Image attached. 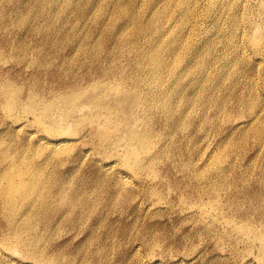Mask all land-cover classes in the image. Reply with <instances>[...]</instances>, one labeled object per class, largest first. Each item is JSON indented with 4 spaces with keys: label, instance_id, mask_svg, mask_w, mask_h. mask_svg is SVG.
<instances>
[{
    "label": "rangeland",
    "instance_id": "1",
    "mask_svg": "<svg viewBox=\"0 0 264 264\" xmlns=\"http://www.w3.org/2000/svg\"><path fill=\"white\" fill-rule=\"evenodd\" d=\"M20 1V2H19ZM27 0H11L15 6H24ZM72 1V0H71ZM77 1V2H76ZM86 3H84V2ZM92 1V0H91ZM103 1V3L101 2ZM100 0L99 12L93 15L89 9L90 0H73L70 2L67 22L57 20L50 25L38 19V30L24 37L8 40L9 44L0 45V81L11 79L17 94L18 101L13 116L7 104H15L13 99L4 97L0 91V130L5 135L6 142L10 141V132L16 130V136L21 140L36 142L39 138L47 137L48 123L37 124L33 113L27 109L29 92L40 94L41 98L48 100L52 97V90H57L61 84H88L97 75H106L118 62L121 64L120 76L138 75V63L141 62L140 54L150 52L154 43H164L166 46L172 42L184 61V68L175 66L170 70H162L163 80L168 87L175 84L178 90L170 96L172 116L163 111L146 106V96L133 94L131 99L140 106L138 111L149 108L158 117L146 115L145 121L136 125L149 135L150 152L146 149L137 150L140 161L135 163L132 153L127 152L124 142L109 145L102 141L98 134L92 132L94 122L91 119L75 120L71 128L62 137L75 143L77 148L64 155L61 160V169L72 177L68 185L77 189L83 195V204L76 206L65 205L55 209L56 205L46 206L38 210V225L32 231L35 235L40 250L46 248L47 255L41 253L34 260L27 257L21 245L14 246L17 250H4L6 256L13 260L8 262L0 253L1 264H264V7L263 0H218V13L209 9L207 0H196V11L187 14L176 8L169 12L166 0ZM140 1V2H139ZM160 1V2H159ZM162 1V2H161ZM205 1V2H204ZM222 1V2H221ZM228 1L232 6L225 7ZM19 2V3H18ZM74 2V4H73ZM77 4H76V3ZM83 4H81V3ZM124 2V4H122ZM146 2V3H145ZM164 2V3H163ZM200 2V3H199ZM224 2V3H223ZM247 2V3H246ZM256 4H255V3ZM127 3V4H126ZM141 5H140V4ZM152 3V5H151ZM155 3V4H154ZM157 3V4H156ZM159 3V4H158ZM253 3V4H252ZM27 4V3H26ZM76 4V5H75ZM122 4V5H121ZM165 6H164V5ZM81 5V6H80ZM148 5V6H147ZM163 5V6H162ZM255 5V6H254ZM76 6V7H75ZM91 6V5H90ZM104 6V7H103ZM110 6V7H109ZM114 6V7H113ZM126 6V7H125ZM150 6V7H149ZM157 6V8H156ZM162 6V7H161ZM74 7L76 9H74ZM80 8V10H78ZM84 7V8H83ZM87 7V10L85 9ZM101 7V8H100ZM138 7L140 9H138ZM147 7V8H144ZM153 7V8H152ZM160 7V9H159ZM245 7V8H244ZM248 7V9H247ZM251 7V8H250ZM111 8V9H110ZM113 8V9H112ZM254 8V9H253ZM72 9V10H71ZM83 9V11H82ZM128 11H127V10ZM137 9V10H135ZM152 12H151V10ZM203 9V10H202ZM147 10V11H146ZM80 13H79V12ZM88 11V12H87ZM111 13H110V12ZM137 11V12H136ZM139 11V14H138ZM173 11V14H172ZM208 11V12H207ZM242 11V12H241ZM83 12V13H81ZM87 12V13H86ZM101 12V13H100ZM103 12V13H102ZM137 14H136V13ZM160 12V13H159ZM174 12H176L174 14ZM223 12V13H222ZM228 12V13H227ZM246 12V13H245ZM77 13V15L75 14ZM89 13V14H88ZM109 15H108V14ZM166 13V14H165ZM196 15H195V14ZM202 13V14H201ZM217 13V14H216ZM238 13V14H237ZM73 14V15H71ZM76 16H75V15ZM132 16H131V15ZM172 14V18L169 16ZM192 14V15H190ZM215 16H214V15ZM228 14V15H227ZM72 18H71V16ZM80 15H83L80 17ZM87 15V16H86ZM136 15V17H135ZM138 15V16H137ZM167 15V16H166ZM175 15V16H174ZM185 15V16H183ZM194 15V16H193ZM203 15V16H202ZM223 15V16H222ZM110 16V17H109ZM202 16V17H200ZM238 19L235 21V17ZM238 16V17H237ZM243 16V17H242ZM250 16V17H249ZM86 19H85V18ZM109 17V18H108ZM132 17V19L130 18ZM160 17V18H159ZM178 17V19H177ZM187 17V18H185ZM220 17V19H217ZM253 17V18H252ZM59 18V17H58ZM72 20H71V19ZM75 18V19H74ZM134 18V19H133ZM167 18V19H166ZM175 18V19H174ZM183 20H182V19ZM190 18V19H189ZM234 18V19H233ZM86 22H83V20ZM117 21H116V20ZM138 19V20H137ZM158 19V20H157ZM166 19V21H165ZM180 19V20H179ZM259 19V20H258ZM81 20V21H80ZM106 20V21H105ZM134 22H133V21ZM138 22H137V21ZM157 20V21H156ZM175 20V21H174ZM182 20V21H181ZM200 20V21H199ZM220 20V21H219ZM224 20V21H223ZM230 20V21H229ZM40 23H39V22ZM172 21V22H171ZM190 21V22H189ZM223 21V22H222ZM256 22V25L255 24ZM71 22V24H70ZM91 22V23H90ZM165 22V23H164ZM170 24H169V23ZM188 22V23H185ZM249 22V23H248ZM80 23V25H79ZM104 23V25H103ZM126 23V24H125ZM131 23V24H130ZM155 23V24H154ZM164 23V24H163ZM193 23V24H192ZM222 23V24H221ZM90 24V25H89ZM166 26H163L165 25ZM174 24V25H173ZM179 24V25H178ZM214 24V25H213ZM236 24V26H235ZM238 24V25H237ZM242 24V26H241ZM43 26V29L41 27ZM54 25V26H53ZM58 25H60L58 27ZM70 25V26H69ZM145 25V26H144ZM157 25V26H156ZM168 25V26H167ZM177 25V28H176ZM184 32H183V27ZM189 25V26H188ZM226 25V26H225ZM262 25L261 27H258ZM77 26V27H75ZM82 26V27H81ZM88 26V30H87ZM180 26V27H179ZM183 26V27H182ZM190 26L193 28L190 30ZM213 26V27H212ZM80 27V28H79ZM123 27V28H122ZM125 27V31L123 30ZM161 27V28H160ZM166 27V28H165ZM170 27V28H169ZM187 27V28H186ZM217 27V28H216ZM234 27V28H233ZM237 27V28H235ZM240 27V28H239ZM257 27V30L255 28ZM49 28V30H47ZM86 28V29H85ZM127 28V29H126ZM172 28V29H171ZM180 28V29H179ZM209 28V29H208ZM239 28V29H238ZM256 31H254V29ZM54 29L57 33H55ZM60 29V30H59ZM63 29V30H62ZM67 29V30H66ZM69 29V30H68ZM75 29V30H74ZM78 29V31H76ZM205 29V30H203ZM41 30V31H39ZM43 30V31H42ZM100 30V31H99ZM204 32H203V31ZM216 30V31H215ZM224 30V31H223ZM76 31V32H75ZM99 31V33H98ZM150 31V33H149ZM165 31V32H164ZM190 31V32H189ZM253 31V32H252ZM42 34H41V33ZM65 32V33H64ZM67 32V33H66ZM69 32V33H68ZM72 32V33H71ZM82 32V33H81ZM166 33V34H163ZM170 34H169V33ZM174 32V34H173ZM200 32V33H199ZM217 32V33H216ZM239 34H237V33ZM257 32V33H254ZM260 32V34L258 33ZM47 33V34H46ZM75 33V34H74ZM104 33V34H103ZM122 33V34H121ZM180 33V34H179ZM189 33V34H188ZM204 33V34H203ZM211 33V34H210ZM214 33V34H213ZM216 33V34H215ZM231 33V34H229ZM236 33V34H235ZM244 33V34H243ZM253 33V35H252ZM39 34V35H38ZM41 34V35H40ZM53 34V36H52ZM69 34V35H68ZM142 34V35H141ZM213 34V35H212ZM256 34V35H255ZM55 35V36H54ZM82 35V36H81ZM164 35V36H162ZM167 35V36H166ZM175 38H174V36ZM182 35V36H181ZM184 35V36H183ZM204 35V36H203ZM209 35V36H208ZM231 35V37H229ZM234 35V36H233ZM244 35V38H243ZM260 35V36H259ZM44 36V37H43ZM46 36V37H45ZM52 36V37H51ZM61 36V39H60ZM81 36V37H80ZM85 36V37H84ZM96 36V37H95ZM143 36V37H142ZM156 36V37H155ZM162 36V37H161ZM181 36V37H180ZM189 36V37H188ZM201 36V37H200ZM203 36V38H202ZM206 36V37H205ZM219 36V37H218ZM237 36V37H236ZM255 36V37H254ZM41 37V38H40ZM43 37V39H42ZM83 37V39H81ZM161 37V39H160ZM167 39H166V38ZM170 37V39H168ZM174 39H173V38ZM183 37V38H182ZM188 37V38H187ZM195 37V38H193ZM226 37V38H224ZM233 37V38H232ZM236 37V38H235ZM247 37V38H246ZM253 37V38H252ZM80 38V39H79ZM163 38V40H162ZM165 38V40H164ZM182 38V39H181ZM198 38V40H197ZM223 38V39H222ZM255 38V39H254ZM256 38L258 39L256 41ZM22 39V40H21ZM47 39V40H46ZM58 39L59 41H56ZM69 39V40H68ZM134 39V40H133ZM176 39V40H175ZM191 39V40H189ZM196 39V40H195ZM202 39V40H199ZM213 39V41H212ZM227 39V40H226ZM232 39V42H231ZM238 39V40H237ZM253 39V40H252ZM18 40V41H17ZM29 40V42H28ZM40 40V41H39ZM44 43H43V41ZM50 40V41H49ZM81 40V41H80ZM162 40V41H161ZM168 40V42H167ZM172 40V41H171ZM181 40L183 42H181ZM185 40V41H184ZM187 40V41H186ZM193 40V41H192ZM205 40V41H204ZM207 40V41H206ZM225 40V41H224ZM238 41L235 42V41ZM246 40V41H243ZM46 41V42H45ZM91 41V43H90ZM93 41V43H92ZM157 41V42H156ZM166 41V42H164ZM175 43H174V42ZM198 42L196 44V42ZM201 41V43H200ZM230 41V44H229ZM242 41V42H241ZM57 42V43H56ZM66 42V44H65ZM80 42V43H79ZM106 42V43H105ZM140 42V43H139ZM181 42V43H180ZM185 42V43H184ZM252 42V44H251ZM256 42V43H255ZM17 45H14V44ZM21 43V44H20ZM27 43V44H25ZM38 43V45H37ZM41 43V45H39ZM69 43V44H68ZM79 43V44H78ZM88 43V44H86ZM105 43V44H104ZM183 43V44H182ZM188 43V44H187ZM189 43H191L189 45ZM244 43V44H242ZM50 44V45H49ZM58 46H57V45ZM60 44V45H59ZM73 44V46H72ZM109 44V46H108ZM143 44V45H142ZM166 44V45H165ZM181 44V45H180ZM209 44V45H208ZM219 44V45H218ZM224 44V45H223ZM235 47H234V45ZM237 44V45H236ZM242 44V45H241ZM21 45V46H20ZM24 45V46H23ZM30 45V46H29ZM68 45V46H67ZM102 45V46H101ZM107 45V46H106ZM125 45V46H124ZM188 45V46H187ZM213 45V46H212ZM218 45V46H217ZM227 45V46H225ZM231 45V46H229ZM36 46V47H35ZM39 46V47H38ZM42 46V47H41ZM50 46V47H49ZM78 46V47H77ZM163 46V45H162ZM213 48H212V47ZM238 46V47H237ZM20 47V48H19ZM54 47V48H53ZM72 47V48H71ZM76 47V48H75ZM121 47V48H120ZM196 47V48H195ZM227 47V48H226ZM233 50L231 52V48ZM244 47V49H243ZM14 48L13 51H11ZM17 48V49H16ZM28 48V50H27ZM32 48V50H31ZM42 48V49H41ZM66 48V49H65ZM69 48V49H68ZM116 48V50H115ZM123 48V51H122ZM195 48V49H194ZM204 48V49H202ZM211 48V49H210ZM216 48V49H215ZM23 49V51H21ZM51 51H50V50ZM53 49V50H52ZM77 49V50H76ZM135 52H134V50ZM180 49V51H179ZM194 49V50H192ZM198 49L199 51H196ZM214 49V50H213ZM222 49L224 51H222ZM246 49V50H245ZM26 50V51H25ZM46 50V51H45ZM67 50V51H66ZM149 50V51H148ZM183 50V51H182ZM209 50V51H208ZM230 52H227L229 51ZM243 50V52H242ZM248 50V51H247ZM17 51V52H16ZM60 51V53H59ZM76 51V52H75ZM132 51V52H131ZM208 53H207V52ZM214 51V54H213ZM246 51V52H245ZM250 51V52H249ZM257 51V52H256ZM261 51V53H260ZM26 52V53H25ZM28 52V53H27ZM45 52V53H44ZM51 52V53H50ZM55 52V53H54ZM64 52V53H63ZM83 52H85L83 54ZM115 52V53H114ZM119 52V53H118ZM237 52V53H236ZM249 52V53H248ZM252 52V53H251ZM255 52V53H254ZM13 53V54H11ZM36 53V54H35ZM49 55H48V54ZM91 53L93 55H91ZM103 53V54H102ZM132 53V54H131ZM196 55H195V54ZM211 55H210V54ZM217 53V54H216ZM235 53V54H234ZM243 53V54H242ZM24 54V56L22 55ZM26 54V56H25ZM28 54V55H27ZM31 54V55H30ZM40 54L42 56H40ZM129 54V55H128ZM165 60H175L170 52L164 51ZM184 54V55H183ZM227 54V57H226ZM231 54V55H229ZM259 54V55H258ZM14 55V56H13ZM36 57H34V56ZM47 55V56H46ZM57 55V56H56ZM60 55V56H59ZM65 55V56H64ZM90 55V56H89ZM131 55V56H130ZM133 55V56H132ZM170 57H169V56ZM189 55V56H188ZM201 55V56H198ZM223 55V56H222ZM235 55V56H234ZM237 55V56H236ZM4 56V57H3ZM22 56V57H21ZM31 56V57H30ZM50 56V57H49ZM92 56V57H91ZM101 56V57H100ZM111 56V57H110ZM120 56V57H119ZM123 56V57H122ZM167 56L169 58H167ZM196 56V57H195ZM212 56V57H211ZM245 56V57H244ZM251 56V58H250ZM263 56V57H262ZM41 60H40V58ZM45 59H44V58ZM48 57V58H47ZM80 57V58H79ZM90 57V58H89ZM103 57V58H102ZM195 57V58H194ZM208 59H206V58ZM232 57V58H231ZM234 57V58H233ZM238 57V58H236ZM244 57V58H243ZM247 57V60H246ZM257 57V58H256ZM30 58V59H29ZM35 58V60H34ZM54 58V59H53ZM60 58V59H59ZM63 58V59H62ZM101 59V61H99ZM108 58V59H107ZM121 60H120V59ZM140 58V59H139ZM167 58V59H166ZM231 58V60H230ZM255 58V59H254ZM260 58H262L260 60ZM62 59V60H61ZM73 59V60H72ZM78 59V60H77ZM90 59V60H89ZM99 59V60H98ZM119 59V60H118ZM171 59V60H170ZM190 59V60H189ZM195 59V60H194ZM214 59V61H213ZM219 59V60H218ZM250 59V60H249ZM11 60V61H10ZM34 60V61H33ZM60 60V61H59ZM76 60V61H75ZM80 60V61H79ZM108 60V61H107ZM204 60V61H203ZM211 60V61H209ZM226 60V61H225ZM235 60V61H234ZM237 60V62H236ZM240 60V62H238ZM244 60V61H243ZM13 61V62H12ZM30 61V62H29ZM36 61V62H35ZM37 61H42L39 63ZM48 61V62H46ZM58 61V63H56ZM82 61V62H81ZM88 63H87V62ZM95 61V62H94ZM122 61V62H120ZM213 61V62H212ZM248 61V62H247ZM35 62V63H34ZM104 62V63H103ZM138 62V63H137ZM186 62V63H185ZM205 62V64H204ZM210 62V63H209ZM220 62V65H219ZM229 62V63H228ZM235 62V63H234ZM74 63V65H73ZM100 65H99V64ZM192 63V66H191ZM209 63V64H208ZM226 63L227 65H225ZM232 63H234L232 65ZM245 63V64H244ZM259 63V64H258ZM36 64V65H35ZM47 64V65H46ZM51 64V65H50ZM59 67H57L58 65ZM85 64V65H84ZM92 64H94L92 66ZM190 64V65H189ZM206 64L208 66H206ZM211 64V65H210ZM214 64V65H213ZM224 64V65H222ZM33 65V66H32ZM42 65L41 67H39ZM55 65V66H54ZM57 65V66H56ZM103 67H102V66ZM216 65V67H215ZM230 65V66H229ZM238 67H237V66ZM244 67H243V66ZM246 65V66H245ZM255 65V66H254ZM37 66V67H36ZM65 66V67H64ZM68 66V67H67ZM78 66V67H77ZM82 66V67H81ZM96 66V67H95ZM210 66V67H209ZM229 66V67H228ZM250 66V68L248 67ZM57 69H56V68ZM62 67V68H61ZM74 67V68H73ZM99 69H98V68ZM189 67V68H188ZM190 67H192L190 69ZM222 67V68H221ZM224 67V68H223ZM228 67V68H227ZM236 67V68H235ZM242 67V68H241ZM259 67V68H258ZM7 68V69H6ZM33 68V69H32ZM80 68V69H79ZM87 68V69H86ZM96 68L98 70H96ZM194 68V69H193ZM212 70H209V69ZM230 68V69H229ZM249 70H248V69ZM258 68V69H257ZM46 69V71H45ZM189 69V71H188ZM193 69V70H192ZM198 71H197V70ZM202 69V70H201ZM214 69V70H213ZM217 69V70H216ZM221 69V70H220ZM224 69L226 70L223 71ZM256 69V70H255ZM20 70V72H18ZM51 70V71H50ZM58 70V73H57ZM62 70V71H61ZM93 70V71H92ZM183 70V71H182ZM206 70V71H205ZM236 70V71H235ZM255 70V72H254ZM68 71V72H67ZM71 71V72H69ZM88 71V72H87ZM92 71V72H91ZM173 71V72H172ZM180 71V72H178ZM186 71V72H185ZM195 71V73H194ZM206 73V74H204ZM208 71H211L210 73ZM213 71V72H212ZM239 71V72H238ZM244 71V72H243ZM8 72V73H5ZM18 72V73H17ZM51 74L49 75V73ZM67 72V73H66ZM77 72V74H76ZM90 72V73H89ZM170 72V73H169ZM183 72V73H181ZM185 72V73H184ZM219 72V73H218ZM221 72V73H220ZM224 72V73H223ZM232 72V74H231ZM237 74H236V73ZM15 73L17 75H15ZM56 73V74H55ZM62 73V74H61ZM80 73V74H79ZM94 73H96L94 75ZM101 73V74H99ZM167 73V74H166ZM180 73V77H179ZM208 73V74H207ZM228 73V75H227ZM243 73V74H242ZM248 75H247V74ZM254 73V75H252ZM258 73V74H257ZM7 74V75H4ZM9 74V75H8ZM25 74V75H24ZM70 74V75H69ZM76 74V75H75ZM90 74V75H89ZM175 76H172V75ZM185 74V75H184ZM194 74V75H193ZM216 74V75H214ZM220 74V75H219ZM222 74V75H221ZM223 74L225 76H223ZM230 74V75H229ZM241 74V75H240ZM30 75V76H29ZM54 75V76H53ZM65 75V76H64ZM67 75V76H66ZM73 75V76H72ZM89 75V76H88ZM166 75V76H164ZM170 75V76H169ZM204 75H206L204 77ZM213 75V77H212ZM237 75V76H236ZM239 75V76H238ZM251 75V76H250ZM34 76V77H33ZM52 76V77H51ZM57 76V77H56ZM92 76V77H90ZM176 76L178 82L176 81ZM196 76V77H195ZM209 76V77H207ZM221 78L218 93L207 89L216 77ZM236 78H235V77ZM241 76V77H240ZM246 76V77H245ZM250 76V77H249ZM3 77V78H1ZM18 77V78H17ZM21 77V78H20ZM28 77V79H27ZM36 77V80H35ZM44 77V78H43ZM63 77V78H62ZM68 77V78H66ZM72 77V78H70ZM77 77V79H76ZM168 77V78H167ZM176 79H175V78ZM195 77V78H194ZM212 77V78H210ZM228 77V78H227ZM250 79H249V78ZM252 77V78H251ZM26 78V79H25ZM66 78V79H65ZM166 78V79H165ZM199 78V79H198ZM208 80H207V79ZM214 78V79H213ZM231 78V79H230ZM32 79V80H31ZM62 79V80H60ZM174 79V80H173ZM194 79V80H193ZM206 81H205V80ZM213 79V80H212ZM230 79V80H229ZM243 79V81H242ZM255 79V80H254ZM23 80V82H22ZM28 80V81H27ZM34 80V81H33ZM38 80V81H37ZM45 80V81H44ZM50 80V82H49ZM56 80V81H55ZM85 80V82H84ZM88 80V81H87ZM173 80V82H172ZM184 80V81H183ZM193 80V81H192ZM225 80V81H224ZM235 80V81H234ZM263 80V81H262ZM25 81V82H24ZM64 81V82H63ZM66 81V82H65ZM70 81V82H69ZM72 81V82H71ZM169 81V82H168ZM184 84H182L181 82ZM192 81V82H191ZM201 81V82H200ZM203 81H205L203 83ZM209 81V82H208ZM210 81L212 83H210ZM227 81V82H226ZM242 81V82H240ZM37 82V83H35ZM45 82V83H43ZM54 82V83H53ZM62 82V83H61ZM80 82V83H79ZM175 82V83H174ZM187 82V83H186ZM225 82V83H224ZM240 82V83H239ZM248 82V83H247ZM256 82V83H255ZM33 83V84H32ZM49 83V86H48ZM53 83V86H52ZM172 83V84H171ZM177 83V84H176ZM201 83L202 85H200ZM236 83V87L235 84ZM27 84V85H26ZM44 84V85H43ZM60 84V85H59ZM181 84V86H180ZM186 84H188L186 86ZM204 84V85H203ZM227 85V87L225 85ZM230 84V85H229ZM238 84V85H237ZM249 84L252 86H249ZM33 85V86H32ZM35 85V87H34ZM39 85V86H38ZM174 85V86H175ZM183 85V87H182ZM199 85V88H198ZM208 85V86H207ZM223 85V86H222ZM234 85V86H232ZM242 85V86H241ZM38 86V87H36ZM173 86V87H174ZM201 86V88H200ZM204 86V87H203ZM231 86V87H230ZM255 86V87H254ZM18 87V88H17ZM43 87V88H42ZM181 89H180V88ZM207 87V88H206ZM222 87V88H221ZM251 87V89H250ZM254 87V88H253ZM263 87V88H262ZM53 88V89H52ZM196 88V90H194ZM230 90H229V89ZM235 88V89H234ZM248 88V90L246 89ZM44 89V90H43ZM61 89V88H60ZM193 89V91H192ZM200 89V90H198ZM253 89V90H252ZM52 93H51V91ZM184 92H183V91ZM189 90V91H188ZM191 90V92H190ZM211 91V93L209 91ZM228 90V91H225ZM239 90V91H237ZM245 90L247 92H245ZM250 90V93H249ZM180 91L182 93H180ZM196 91V92H195ZM208 91V93H207ZM244 91V92H243ZM254 91L257 93H254ZM49 92V93H48ZM206 92V94H205ZM238 92V93H237ZM240 92V93H239ZM253 92L254 95L251 96ZM179 93L181 95H179ZM191 93V94H190ZM194 95H193V94ZM215 93V95H214ZM220 93V94H219ZM224 93V94H223ZM233 93V94H229ZM263 93V94H262ZM42 94V95H41ZM184 94V95H183ZM205 94V95H204ZM208 94V95H207ZM246 94V95H245ZM250 96L248 97L247 95ZM262 94V95H261ZM2 95V96H1ZM51 95V96H50ZM144 95V96H143ZM194 97H193V96ZM203 95V96H202ZM231 95V96H230ZM233 95V96H232ZM237 95V96H236ZM239 95V96H238ZM244 95V96H243ZM44 96V97H43ZM181 96V97H180ZM189 96V97H188ZM196 96V97H195ZM219 96V98H218ZM243 96V97H242ZM247 96V97H246ZM141 99H138V98ZM145 97V98H144ZM177 97V98H176ZM183 97V98H182ZM215 97L216 100L213 98ZM224 97V98H222ZM232 97V98H231ZM234 97V98H233ZM256 99L259 107L251 117L247 110L250 109V100ZM254 97V98H253ZM26 98V100H25ZM197 100H195V99ZM243 98V99H242ZM247 98V99H246ZM21 99V100H20ZM178 99V100H177ZM190 99V100H189ZM219 99V100H218ZM223 99V100H222ZM244 101V103L241 101ZM260 99V101L258 100ZM44 100V99H42ZM169 100V99H168ZM195 100V102H194ZM201 100V101H200ZM208 102L204 109V102ZM25 101V102H24ZM181 103H180V102ZM240 102L239 103H237ZM248 101V102H247ZM179 102V103H178ZM200 102V103H198ZM203 102V103H202ZM223 102H225L223 104ZM228 102V103H227ZM230 102V104H229ZM245 102L247 104H245ZM21 103V105H20ZM178 106H177V104ZM193 103V104H192ZM227 103V104H226ZM263 103V104H262ZM180 104V105H179ZM191 104V105H190ZM197 104V106H196ZM216 104V105H215ZM232 104V105H231ZM260 104V105H259ZM262 104V105H261ZM24 105V106H23ZM200 105V106H199ZM217 105L219 108L217 109ZM222 105V106H221ZM223 105L225 107H223ZM244 105V106H243ZM14 106V105H13ZM196 106V107H195ZM233 106V109L230 108ZM261 106V107H260ZM15 107V106H14ZM19 109H18V108ZM22 107V108H21ZM190 107V108H188ZM199 107V108H197ZM210 107V108H208ZM214 107L216 109H214ZM229 107V108H228ZM238 107V109H237ZM242 107V108H241ZM244 115L241 114L244 109ZM247 107V108H246ZM25 108V109H24ZM180 108V109H179ZM186 108L187 112H186ZM197 108V109H196ZM227 108V110H226ZM182 109V110H181ZM203 109V110H202ZM220 109V110H219ZM181 112H180V111ZM210 110V112H209ZM217 110V111H216ZM219 110V111H218ZM237 110V111H236ZM183 111V112H182ZM191 111V112H190ZM202 111V112H201ZM258 111V112H257ZM198 112V114H197ZM207 112V113H206ZM212 112V113H211ZM219 112V114H218ZM224 112V113H223ZM233 112V114H232ZM19 113V114H18ZM32 113V114H31ZM180 113V114H179ZM184 113V114H183ZM203 113V114H200ZM216 113V116H215ZM227 113V114H226ZM232 116H231V114ZM261 113V115H259ZM230 114V115H229ZM239 114V115H238ZM247 114V115H246ZM6 115V116H5ZM8 115V116H7ZM200 115V116H199ZM209 115V116H207ZM227 115V116H225ZM235 115V116H234ZM249 115V117H247ZM5 116V117H4ZM29 116V117H28ZM182 116V117H181ZM192 116V118H191ZM195 116V117H194ZM198 116V117H196ZM214 116L216 118H214ZM256 116V117H255ZM259 116L260 119L257 117ZM7 117V118H6ZM173 117V118H172ZM202 117V118H201ZM204 117V118H203ZM235 117V118H234ZM244 117V118H243ZM251 119L249 120V118ZM255 117V118H254ZM263 117V118H262ZM5 118V119H4ZM22 118V119H21ZM164 118V119H163ZM180 118V121H179ZM195 118V119H194ZM201 118V119H198ZM224 119V123L223 120ZM230 118V119H229ZM233 118V119H232ZM247 118V119H246ZM257 118V119H256ZM263 120H262V119ZM31 119V120H30ZM149 119V120H148ZM151 119V120H150ZM171 119V120H170ZM191 119V120H190ZM193 119V120H192ZM232 119V120H231ZM255 119V120H253ZM12 123H10L9 121ZM20 120V121H19ZM155 120V121H154ZM161 122H160V121ZM188 120V121H187ZM199 120V121H198ZM204 120V121H203ZM232 122H231V121ZM236 120V121H235ZM239 120V121H238ZM249 120V121H248ZM257 120V121H256ZM6 125H5V122ZM187 121V122H186ZM193 121V122H192ZM220 121V122H219ZM236 123H235V122ZM238 121V122H237ZM247 121V122H246ZM254 123H253V122ZM263 121V122H261ZM75 122V123H74ZM147 122V123H146ZM150 122V124L148 123ZM156 122V123H155ZM160 122V123H159ZM178 122V125H177ZM184 122V123H183ZM199 122V123H198ZM203 122V123H202ZM226 122V123H225ZM231 122V124L229 123ZM234 122V123H233ZM263 124L261 126V124ZM8 123V126H7ZM141 123V124H140ZM155 123V124H154ZM158 123V125H157ZM192 123V124H191ZM215 123V124H214ZM242 123V124H240ZM245 123V124H244ZM249 123V124H247ZM254 125H253V124ZM12 124V126H10ZM20 124V125H19ZM24 126V128L21 126ZM27 124V125H26ZM164 124V125H163ZM185 127H184V125ZM201 124V125H200ZM207 124V125H206ZM213 124V125H212ZM221 124V125H220ZM232 124L234 126H232ZM260 126H258V125ZM3 125V126H2ZM162 125V127H161ZM200 125V126H199ZM210 125V126H209ZM219 125V126H218ZM226 125V126H225ZM239 125V126H238ZM241 125V126H240ZM247 125V126H246ZM252 125V126H251ZM6 126V127H5ZM35 126V127H34ZM40 126V127H39ZM182 126V127H181ZM190 126V127H187ZM202 126V127H201ZM213 126V127H212ZM216 126V127H214ZM219 128H218V127ZM236 126V127H235ZM246 126V128H245ZM3 127V128H1ZM12 127V128H11ZM14 127V128H13ZM86 127V128H85ZM148 127V129H146ZM151 127V128H150ZM201 127V128H199ZM206 127V128H205ZM221 127V128H220ZM230 127V128H229ZM233 127V129H232ZM250 128V130L248 129ZM252 127V128H251ZM255 127V128H254ZM28 128V129H27ZM157 128V129H156ZM189 130H188V129ZM208 128V129H207ZM215 128V129H214ZM242 128L244 130H242ZM7 129V130H5ZM153 129V130H152ZM162 129V130H161ZM194 129V130H193ZM198 131H197V130ZM212 129H214L212 131ZM255 129V130H254ZM5 130V131H4ZM41 130V131H40ZM82 130V131H81ZM90 130V131H89ZM146 130V131H145ZM172 130V132H171ZM188 130V131H186ZM233 130V131H232ZM235 130V131H234ZM244 131V133L242 131ZM255 132H254V131ZM257 130V131H256ZM89 131V132H88ZM161 131V132H160ZM179 131V132H178ZM184 131V132H183ZM212 131V132H210ZM215 131V132H214ZM219 131V132H218ZM246 131V132H245ZM250 131V132H248ZM254 134H253V132ZM19 132V133H18ZM35 132V133H34ZM40 132V133H39ZM46 132V133H45ZM83 132V133H82ZM92 134H91V133ZM151 132V133H150ZM186 132V133H185ZM200 132V133H199ZM219 134H218V133ZM234 135H233V133ZM241 132V133H238ZM262 132L261 134H259ZM188 133V134H187ZM199 133V135H198ZM258 135H256V134ZM76 134V135H75ZM158 134V135H157ZM190 134V135H189ZM212 134V135H211ZM217 134V135H216ZM21 135V136H19ZM28 136V138L24 137ZM80 135V136H79ZM181 135V136H180ZM197 135V136H196ZM220 135V136H219ZM241 135V136H240ZM248 135V136H247ZM257 137H255V136ZM15 136V137H16ZM39 136V137H38ZM77 136L79 138H77ZM87 136V137H86ZM155 136V137H154ZM157 136V138H156ZM179 136V137H178ZM189 136V137H186ZM194 136V137H193ZM228 136V137H227ZM254 136V137H253ZM31 137V138H30ZM83 137V138H82ZM85 137V138H84ZM95 137V138H94ZM99 137V139H98ZM153 137V138H152ZM202 137V139L200 138ZM217 137V139H216ZM230 137V138H229ZM247 137L246 141L244 138ZM260 137V138H258ZM38 138V139H37ZM89 138V140H88ZM228 138V139H226ZM239 138V139H238ZM243 138V141H242ZM250 138V139H249ZM34 139V140H33ZM93 139V140H91ZM212 139V140H211ZM215 139V140H214ZM220 139V140H219ZM223 139V140H222ZM227 141H226V140ZM233 139V140H229ZM40 140V139H39ZM80 140V141H79ZM83 140V141H81ZM91 140V141H90ZM158 140V141H156ZM166 140V142H165ZM193 140V141H192ZM207 140V141H206ZM214 140V141H213ZM236 140V141H235ZM240 140V141H239ZM248 140V141H247ZM253 140V141H252ZM260 140V141H258ZM102 141V142H101ZM186 141V142H185ZM188 141V143H187ZM197 141V142H196ZM229 141V142H228ZM234 141L236 144H234ZM257 141V142H255ZM11 142V141H10ZM100 142V143H99ZM185 142V143H184ZM204 142V143H203ZM219 142V143H218ZM221 142V143H220ZM230 144H228V143ZM256 144H255V143ZM260 142V144H259ZM86 145H84V144ZM91 143V144H90ZM153 143V144H152ZM183 143V144H182ZM207 143V144H206ZM213 143V144H212ZM218 143V144H215ZM224 143V144H223ZM241 143V144H240ZM247 143V144H246ZM83 144V145H82ZM101 144V145H99ZM104 146H103V145ZM123 144V145H122ZM160 144V145H158ZM166 144V145H165ZM190 144V145H189ZM201 144V145H200ZM220 144L222 145L220 147ZM238 144V145H237ZM246 144V145H245ZM252 144V145H251ZM255 144V145H254ZM78 145V146H77ZM90 145V147H89ZM156 145V146H155ZM159 147H158V146ZM187 145V146H186ZM218 145V146H217ZM229 146L227 148V146ZM237 145V146H236ZM242 145V147H241ZM246 147H244V146ZM248 145V146H247ZM94 146V147H93ZM167 148H166V147ZM189 146V147H188ZM191 146V147H190ZM203 146V147H202ZM207 146V147H206ZM217 146V147H215ZM258 146V147H256ZM86 147V148H85ZM96 147V149H95ZM98 147V149H97ZM154 150H153V148ZM162 147V148H161ZM165 147V148H164ZM174 147V148H173ZM181 147V148H180ZM186 151H185V148ZM211 147V148H209ZM213 147V148H212ZM232 147V148H231ZM244 147V148H243ZM262 147V148H261ZM92 148V149H91ZM192 148V149H191ZM222 148V149H221ZM227 148V149H226ZM239 149L237 151L236 149ZM243 148V149H241ZM248 148L252 151L248 150ZM259 148V149H257ZM84 149V150H82ZM158 149V150H157ZM167 149V150H165ZM178 149V150H177ZM199 149V150H198ZM202 149V150H201ZM213 149V150H212ZM233 149V150H232ZM263 149V150H262ZM91 150V151H90ZM142 150V151H141ZM153 150V151H152ZM196 152H195V151ZM210 150V151H209ZM212 150V151H211ZM228 150V151H226ZM243 150V151H242ZM248 150V151H247ZM257 150V151H255ZM141 151V152H140ZM157 151V152H156ZM160 151V152H159ZM185 151V152H184ZM198 151V152H197ZM200 151V152H199ZM215 151V152H214ZM232 151V153H231ZM237 152L235 154V152ZM261 151V152H260ZM95 152V153H94ZM156 152V153H155ZM164 152V153H162ZM168 152V153H167ZM171 152V153H170ZM184 152V153H182ZM205 152V153H204ZM227 152V155L226 153ZM234 152V153H233ZM243 152V153H242ZM256 152V153H254ZM87 153V154H86ZM161 153V154H160ZM181 153V154H180ZM188 153V154H187ZM195 153V155H194ZM200 153L202 155H200ZM209 155H207V154ZM210 153V154H209ZM233 155L229 156L228 155ZM239 153V154H238ZM246 153V154H244ZM254 153V154H253ZM263 153V154H262ZM70 154V155H69ZM100 154V155H99ZM145 154V155H144ZM154 154V155H153ZM197 154V157H196ZM214 154V155H213ZM221 154V155H220ZM243 154V155H242ZM261 154V155H260ZM69 157H68V156ZM104 155V156H102ZM111 155V156H110ZM153 155V156H152ZM160 155V157H159ZM163 155V160H162ZM176 155V156H175ZM179 155V156H178ZM191 155V156H190ZM206 155V156H205ZM225 155V156H224ZM235 155V156H234ZM254 155V156H253ZM71 156V157H70ZM95 156V157H94ZM119 156V157H117ZM146 156V158H145ZM167 156H169L167 158ZM223 156V157H222ZM228 156V157H227ZM242 156V157H241ZM263 156V157H262ZM85 157V158H84ZM91 157V158H90ZM112 157V158H111ZM155 157V158H154ZM176 157V159H175ZM178 157V158H177ZM185 157V158H184ZM204 157V158H203ZM227 157V158H226ZM231 157V158H229ZM237 157V158H236ZM244 157V159H243ZM249 157V159H248ZM261 157V159H260ZM97 158V160H95ZM111 158V159H110ZM154 158L153 160H151ZM189 160H188V159ZM196 158V159H195ZM199 158V159H198ZM222 158V159H221ZM233 158V160H232ZM258 158V159H257ZM106 159V160H105ZM110 159V160H109ZM195 161H194V160ZM205 159V161H204ZM221 159V161H220ZM228 163H227V161ZM236 159V160H235ZM261 161H260V160ZM70 162H68V161ZM84 160V161H83ZM93 160V161H92ZM99 160V161H98ZM114 160V161H113ZM150 160V162L148 161ZM188 160V161H187ZM194 162H193V161ZM198 160V161H197ZM202 160V161H201ZM241 160V162H240ZM251 160V161H249ZM254 160V161H253ZM256 160V163H255ZM74 161V162H73ZM77 161V162H76ZM82 161V162H81ZM111 161V162H110ZM169 163H168V162ZM187 161V162H183ZM190 161V162H189ZM240 163H239V162ZM250 164H249V162ZM80 162V163H79ZM100 162V163H99ZM107 162V163H106ZM163 162V164H162ZM167 162V163H166ZM198 162V163H197ZM221 162V165H219ZM225 162V163H224ZM231 162V164L229 163ZM254 162V163H253ZM65 163V165H64ZM106 163V164H105ZM151 163V164H150ZM197 163V166H196ZM208 163V164H207ZM214 163V164H213ZM223 163V164H222ZM236 163V164H235ZM252 163V164H251ZM115 164L116 166L114 167ZM144 164V165H143ZM155 164V165H154ZM158 164V165H157ZM161 164V165H160ZM184 164V165H183ZM188 164V165H187ZM225 164V165H224ZM251 166H249V165ZM256 164V165H255ZM262 164V166H261ZM106 165V166H105ZM121 165V166H120ZM141 165V166H140ZM152 165V166H151ZM169 165V166H168ZM171 165V166H170ZM178 165V166H177ZM181 165V166H180ZM183 165V166H182ZM223 165V166H222ZM227 165L229 166L228 168ZM233 165V166H232ZM236 165V166H234ZM237 165L240 167L238 168ZM245 165V166H243ZM260 165V166H258ZM65 166V167H64ZM100 166V167H99ZM148 166H150L148 169ZM175 166V167H174ZM177 166V168H176ZM188 166V167H186ZM193 166V167H192ZM201 166V167H200ZM221 166V167H220ZM77 167V170H76ZM80 167V168H79ZM93 167V168H92ZM134 167V169L132 168ZM137 167V170L135 169ZM156 169H155V168ZM180 167V168H179ZM190 167V168H189ZM199 169H198V168ZM223 167V168H222ZM227 170H230L227 171ZM250 167V168H248ZM65 170H64V169ZM159 168V169H158ZM191 171H189V169ZM192 168V169H191ZM193 168H195L193 170ZM220 168V169H219ZM237 168V169H236ZM242 168V169H241ZM245 168V169H244ZM247 168V169H246ZM253 168V169H252ZM262 168V169H261ZM100 169V170H98ZM105 169V171H104ZM108 169V171H107ZM114 169V170H113ZM153 169V170H152ZM164 169V170H162ZM198 169V170H196ZM203 169V170H202ZM216 169V170H214ZM235 169V170H234ZM255 169V170H254ZM74 170V171H73ZM123 170V171H122ZM133 170V171H132ZM139 170V172H138ZM147 170V171H146ZM156 170V171H155ZM168 170V171H167ZM179 170V171H176ZM223 170V172H222ZM241 170V171H238ZM245 170V172L243 171ZM247 170V171H246ZM251 170V172H250ZM100 171V172H99ZM117 171V173H116ZM119 171V172H118ZM167 173H166V172ZM193 171V172H192ZM198 171V172H197ZM202 171V172H200ZM221 171V173H220ZM263 171V172H262ZM75 172V173H74ZM109 172V173H107ZM121 172V173H120ZM125 172V173H124ZM135 172V173H134ZM159 172V174H158ZM164 172V173H163ZM175 172V173H174ZM186 172V173H185ZM190 172V174H189ZM209 172V173H208ZM211 172V173H210ZM213 172V173H212ZM219 172V173H218ZM225 172V173H224ZM236 172V173H235ZM239 172V175L237 174ZM250 172V174H249ZM258 172V173H257ZM261 172V173H260ZM106 176H104V174ZM118 174V175H115ZM140 173V174H139ZM144 173V174H143ZM163 173V174H162ZM171 173V174H170ZM194 173V174H193ZM202 173V174H201ZM216 173V174H215ZM247 173V174H245ZM75 174V175H74ZM108 174V175H107ZM121 174V175H120ZM128 174V175H127ZM130 174V176H129ZM157 174V175H156ZM176 174V175H175ZM188 174V175H187ZM199 174V175H198ZM207 176H206V175ZM214 174V178L212 177ZM224 174V175H223ZM235 174V175H234ZM102 177H101V176ZM113 175V176H112ZM138 175V176H137ZM163 175V176H162ZM175 175V176H174ZM191 175V176H190ZM220 175V176H219ZM228 175V177H227ZM234 175V176H233ZM238 175V176H237ZM249 175V176H248ZM254 175V176H252ZM256 175V176H255ZM258 175V176H257ZM116 176V177H115ZM125 176V177H124ZM136 176V177H135ZM173 176V177H172ZM190 178H188V177ZM195 176V177H194ZM209 176V177H208ZM218 176V177H216ZM222 176V177H221ZM231 176V177H229ZM243 176V177H242ZM248 178L245 180V178ZM263 178H262V177ZM107 177V178H105ZM119 177V178H117ZM122 177V178H121ZM131 177V178H130ZM172 177V178H170ZM184 180H183V178ZM194 177V178H193ZM89 178V179H88ZM100 178V179H99ZM103 178V179H102ZM138 180H137V179ZM141 178V179H140ZM151 178V179H150ZM222 178V179H221ZM238 178V179H237ZM241 178V179H240ZM257 178V179H256ZM85 179V180H84ZM91 179V181H90ZM110 179V180H109ZM114 179V180H113ZM116 179V180H115ZM157 179V181H156ZM196 179V180H195ZM197 179L200 182H198ZM203 179V180H202ZM230 179V180H229ZM250 179V180H249ZM262 179V180H261ZM94 180V181H93ZM176 180V181H175ZM189 182H188V181ZM193 180V181H192ZM221 180V181H220ZM228 180V181H227ZM238 180V181H237ZM243 182H241V181ZM249 180V181H248ZM260 180V181H259ZM89 181V182H88ZM99 181V182H98ZM114 181V182H112ZM128 181V182H127ZM143 181V182H142ZM151 181V183H150ZM172 181V182H171ZM175 181V182H173ZM101 182V183H100ZM104 182V183H103ZM132 182V183H131ZM136 182V183H135ZM139 186L138 185V183ZM164 182V183H163ZM167 182V183H166ZM203 182V183H202ZM206 182V183H205ZM222 182V183H221ZM230 182V183H229ZM251 182V183H250ZM88 183V184H87ZM108 183V184H107ZM110 183V184H109ZM114 183V185H113ZM135 186L133 187V185ZM160 183V186H159ZM175 185H171L174 184ZM192 183V184H191ZM198 183V184H197ZM254 183V184H253ZM258 183V184H257ZM261 183V184H260ZM263 183V184H262ZM75 184V185H74ZM99 184V188L98 185ZM128 184V186H127ZM132 184V185H131ZM168 184V185H167ZM196 184V185H195ZM207 184V185H206ZM225 184V185H224ZM91 185V188H90ZM95 185V186H94ZM103 185V186H101ZM113 185V186H111ZM177 185V186H176ZM195 187H192L194 186ZM246 185V186H245ZM79 186V188H78ZM128 188H126V187ZM138 186V188H137ZM169 188H168V187ZM174 188H173V187ZM224 186V187H223ZM227 186V187H226ZM241 186V188H240ZM250 186V187H249ZM125 187V189H124ZM140 187V188H139ZM166 187V188H165ZM172 187V188H171ZM180 187V188H179ZM199 187V188H198ZM252 187V188H251ZM260 187V188H259ZM88 188V189H87ZM93 188V189H92ZM99 189L97 191V189ZM110 188V189H109ZM121 188V191H120ZM131 190H130V189ZM142 188V189H141ZM150 188V189H149ZM191 188V189H190ZM193 188V191L191 192ZM198 188V189H197ZM238 188V189H237ZM244 191H242L243 189ZM251 188V189H250ZM258 188V189H257ZM87 189L88 191L83 190ZM123 189V190H122ZM141 189V190H140ZM177 191H176V190ZM212 189H215L214 191ZM223 189V190H222ZM242 189V190H241ZM257 192H256V190ZM95 190V192H94ZM116 190V191H115ZM129 190V191H128ZM172 190V191H171ZM187 190V191H186ZM200 190V191H198ZM205 190V191H204ZM247 190V191H246ZM255 190V191H254ZM84 191V192H83ZM107 191V192H106ZM124 191V192H123ZM128 191V192H127ZM131 191V193H130ZM137 191V192H136ZM212 191V193H211ZM221 191V192H219ZM235 191V192H234ZM240 191V192H239ZM262 191V193H261ZM103 192V193H102ZM133 192V193H132ZM143 192V193H142ZM180 192V193H179ZM197 192V193H196ZM218 192V193H217ZM233 192L232 195H230ZM244 192V193H243ZM252 192V194L250 193ZM260 192V193H259ZM120 193V194H119ZM146 195H145V194ZM179 193V194H177ZM185 193V194H184ZM191 193V194H190ZM204 193V194H203ZM218 194L214 196V194ZM223 193V194H222ZM226 193V194H225ZM237 193V195H236ZM249 195H248V194ZM93 194V195H92ZM115 194V195H113ZM125 194V195H124ZM144 195L138 198L139 195ZM172 194V195H171ZM184 194V195H183ZM188 194V195H187ZM213 194V195H211ZM221 194V195H220ZM228 194V195H227ZM243 194V195H242ZM251 194V195H250ZM258 194V196H257ZM101 195V196H100ZM167 195V196H166ZM179 195V196H178ZM197 195V196H196ZM226 195V196H225ZM242 195V196H241ZM256 195V196H255ZM95 196V198H94ZM112 196V197H111ZM126 196V197H125ZM129 196V197H128ZM147 196L149 198H147ZM161 196V198H160ZM175 196V197H174ZM184 196V197H183ZM189 196V197H188ZM192 196V197H191ZM209 196V197H208ZM234 196V197H233ZM250 196V197H249ZM254 196V197H253ZM260 196V197H259ZM89 197V198H87ZM121 199H119V198ZM128 197V199H127ZM137 197V198H136ZM163 197L165 199H163ZM171 197V198H170ZM179 197V198H178ZM195 197V198H194ZM205 197V198H204ZM242 197V198H239ZM256 197V198H255ZM112 198H114L112 200ZM134 198V200H133ZM155 198V199H154ZM214 198V199H213ZM217 198V199H216ZM226 198V199H225ZM235 198V199H234ZM87 199V200H86ZM92 199V200H91ZM94 199V201H93ZM103 199V200H102ZM105 199V200H104ZM111 202H110V200ZM119 199V200H118ZM123 199V200H122ZM136 199V200H135ZM153 199V200H152ZM178 199V200H177ZM187 199V200H186ZM193 199V200H191ZM203 199V200H202ZM256 202H255V200ZM96 200V201H95ZM98 200V201H97ZM168 200V201H167ZM176 200V201H175ZM233 200V201H232ZM241 200V201H238ZM87 201V202H85ZM100 201V202H99ZM120 201V203H118ZM140 203H139V202ZM178 201V202H177ZM223 201V202H222ZM253 201V202H252ZM91 202H96V204ZM115 202V203H114ZM123 204H122V203ZM131 202V203H130ZM142 202V203H141ZM151 202V203H150ZM154 202V203H153ZM176 205H175V203ZM183 202V203H182ZM259 202V203H258ZM89 203V204H88ZM149 203V204H148ZM152 203L154 205H152ZM181 203V204H180ZM244 203V204H243ZM246 203V204H245ZM91 204V205H90ZM102 204V205H100ZM106 204V205H105ZM111 204V206H110ZM130 206H129V205ZM202 204V205H201ZM90 205V206H88ZM99 205V206H98ZM116 205V206H115ZM124 205V206H123ZM167 205V207H166ZM186 205V206H185ZM188 205V206H187ZM194 205V206H193ZM218 205V206H217ZM55 206V207H54ZM79 206V207H78ZM96 206V207H95ZM102 210H101V208ZM120 206V207H119ZM148 206V207H147ZM185 206V207H183ZM203 206V207H201ZM256 206V207H255ZM50 207V208H49ZM69 207V208H68ZM89 207V208H88ZM123 207V209H122ZM145 207V208H144ZM162 207V208H161ZM189 207L191 209H189ZM230 207V208H229ZM54 208V209H53ZM67 208V209H66ZM120 210H119V209ZM148 208V209H147ZM155 210H154V209ZM167 208V210H166ZM195 210H194V209ZM219 208V209H218ZM229 208V209H228ZM254 210H252V209ZM77 209V210H76ZM82 209V210H81ZM85 209V210H84ZM122 209V210H121ZM170 209V210H169ZM173 209V210H171ZM184 209V210H183ZM217 209V210H216ZM232 209V210H231ZM43 210V211H42ZM47 210V211H46ZM69 210V211H68ZM118 210V211H117ZM138 210V211H137ZM157 210V212H156ZM177 210V211H176ZM243 210L244 213H241ZM76 211V212H75ZM84 211V212H83ZM114 211V212H113ZM133 211V212H132ZM145 211V213H144ZM172 211V212H171ZM175 211V213H174ZM40 212V213H39ZM46 212V213H45ZM49 212V213H47ZM60 212V215H59ZM73 213V215L71 213ZM82 212V213H81ZM107 212V213H106ZM121 212V214H120ZM149 212V213H147ZM151 212V213H150ZM192 212V213H191ZM194 212V213H193ZM221 212V213H220ZM225 212V213H224ZM247 212V213H246ZM255 212V213H254ZM80 213V214H79ZM179 213V216L177 215ZM188 213V214H187ZM229 213V214H228ZM241 213V215H240ZM48 214V215H47ZM92 214V215H90ZM102 214V215H101ZM146 214V215H145ZM160 214V217H159ZM172 214V215H171ZM185 214V215H184ZM254 214V215H253ZM50 215V216H49ZM100 215V216H99ZM130 215V217H129ZM143 215V216H142ZM157 215V216H156ZM224 215V216H223ZM240 215V216H239ZM49 216V217H47ZM54 216V217H53ZM71 216H75L74 219ZM104 216V217H103ZM155 216V217H154ZM178 216V217H177ZM187 216V217H186ZM189 216V217H188ZM237 216V217H236ZM255 216V217H254ZM42 217V218H41ZM45 217V218H44ZM53 217V218H52ZM80 217V218H79ZM129 217V218H128ZM136 217V218H135ZM144 217V218H143ZM52 218V219H48ZM55 218V219H54ZM60 218V219H59ZM90 218V219H89ZM154 218V219H153ZM162 218V219H160ZM181 218L183 219L181 221ZM188 218V219H187ZM231 218V219H230ZM233 218V219H232ZM249 218V219H248ZM78 219V220H77ZM83 219V220H82ZM230 219V220H229ZM259 219V220H258ZM262 219V220H261ZM90 220V221H88ZM185 220V221H184ZM233 222H230V221ZM245 220V221H244ZM42 223H40V222ZM44 221V222H43ZM90 222V223H87ZM104 221V222H103ZM143 221V222H142ZM236 221V222H235ZM238 221V222H237ZM263 221V222H262ZM48 222V223H46ZM51 222V223H50ZM57 222V223H56ZM85 223V225L82 223ZM172 222V223H171ZM181 224H180V223ZM197 222V223H196ZM199 222V224H198ZM241 222V223H240ZM261 222V223H260ZM50 223V224H49ZM55 225H54V224ZM62 223V224H61ZM72 223V224H71ZM119 223V224H118ZM137 223V224H136ZM233 223V224H232ZM37 224V222H36ZM50 225V232L45 231ZM66 224V226H65ZM80 226H79V225ZM98 224V225H97ZM134 224L137 226H134ZM143 226H141V225ZM181 226H180V225ZM235 224V225H234ZM237 224V225H236ZM257 224V225H256ZM42 225V226H40ZM61 225V226H60ZM64 225V226H63ZM69 225V227H68ZM71 225V226H70ZM165 225V226H164ZM200 228V229H197ZM241 225V226H240ZM254 225V226H253ZM79 226V227H78ZM82 226V227H81ZM237 226V229L235 228ZM253 226V227H252ZM263 226V227H262ZM81 227V228H80ZM135 227V228H133ZM146 229H145V228ZM165 227V228H164ZM174 227V228H173ZM176 227V228H175ZM192 227V229H191ZM242 227V228H241ZM52 228V229H51ZM64 228V229H62ZM71 228V231H69ZM80 228V229H79ZM86 228V229H85ZM96 228V230H95ZM99 228V229H98ZM152 228V229H150ZM165 230H163V229ZM249 228V229H247ZM53 229L55 232H53ZM59 231H58V230ZM62 229V231H61ZM79 229V230H78ZM98 229V230H97ZM129 229V230H128ZM131 229V230H130ZM134 229V230H133ZM143 229V230H142ZM240 229V230H239ZM246 229V230H245ZM38 230V231H37ZM44 230V232H43ZM57 230V231H56ZM68 230V231H67ZM140 230V232H139ZM146 230L151 232H146ZM171 230V231H170ZM65 231V232H64ZM94 231V232H93ZM126 231V232H125ZM132 233H131V232ZM136 231V232H135ZM138 231V232H137ZM161 231V232H160ZM175 231V232H174ZM191 231V232H190ZM206 231V233H205ZM248 231V233L246 232ZM36 232V233H35ZM41 232V233H40ZM59 232V233H58ZM61 232V233H60ZM63 232V233H62ZM67 235H63L66 234ZM70 232V233H69ZM142 232V233H141ZM169 232L170 235H169ZM180 232V233H179ZM194 232V233H192ZM258 232L260 237L258 238ZM40 233V234H39ZM45 233V234H44ZM49 233V234H48ZM135 233V234H134ZM144 233V234H143ZM151 233V234H150ZM157 233V234H156ZM200 233V234H199ZM205 233V234H203ZM212 233V234H211ZM139 236H138V235ZM165 234V235H164ZM174 234V236H172ZM194 234V236H193ZM244 234V235H243ZM39 235V236H38ZM44 237H43V236ZM47 235V236H46ZM52 235V236H51ZM98 235V236H96ZM100 235V236H99ZM135 235V236H134ZM145 235V236H144ZM158 235V236H156ZM191 235V236H190ZM206 235V236H204ZM256 235V236H255ZM55 236V237H53ZM76 236V237H75ZM142 236V237H141ZM146 237V238H143ZM153 236V237H152ZM163 236V237H162ZM182 236V237H181ZM185 236V237H184ZM197 236V237H196ZM214 236V237H213ZM224 236V237H223ZM37 237V238H36ZM96 237V238H95ZM137 237V238H135ZM155 237V238H154ZM194 237V238H193ZM255 237L257 239H255ZM42 238V240H40ZM75 238V239H74ZM98 238V239H97ZM142 238V241H141ZM158 238V239H157ZM211 238V239H210ZM51 239V240H50ZM91 239V240H90ZM97 239V240H95ZM113 239V241H112ZM130 239V240H129ZM146 239V240H145ZM154 239V240H152ZM162 239V240H161ZM196 239V240H195ZM221 239L220 241H218ZM49 240V242L47 241ZM58 240V241H57ZM85 240V241H84ZM129 240V241H128ZM140 240V242L138 241ZM150 243H149V241ZM160 240V241H159ZM164 240V241H163ZM189 240V241H188ZM191 240V241H190ZM201 240V242H200ZM208 240V241H207ZM84 241V242H83ZM116 241V242H115ZM136 241V242H135ZM148 241V242H145ZM158 241V242H157ZM42 242V243H41ZM66 242V243H64ZM88 242V243H87ZM115 244H114V243ZM120 242V243H119ZM129 242V243H128ZM143 242V243H142ZM152 242V243H151ZM166 242V243H165ZM188 242V243H187ZM192 242V244H191ZM216 242V243H213ZM218 242V243H217ZM40 243L42 245H40ZM54 243V244H53ZM84 243V244H83ZM119 243V244H117ZM136 243V244H135ZM149 243V244H148ZM187 243V244H186ZM206 243V244H205ZM213 245H212V244ZM88 244V245H87ZM93 244V246H92ZM114 244V245H113ZM129 244V245H128ZM135 244V245H134ZM145 244V245H144ZM147 244V245H146ZM151 244V245H150ZM158 244V245H157ZM161 244V245H160ZM165 244L166 248L165 249ZM194 244V245H193ZM204 244V245H203ZM44 245V246H43ZM84 245V246H83ZM97 245V246H96ZM141 248H138L139 246ZM153 245V246H152ZM172 245V246H171ZM184 245V246H183ZM188 245V246H187ZM193 245V246H192ZM207 245V246H206ZM221 245V246H220ZM21 246V247H20ZM88 246V247H87ZM102 246V247H101ZM117 246L119 249H117ZM149 246V247H148ZM152 246V247H150ZM202 246V247H201ZM224 248H223V247ZM18 247V248H17ZM20 247V248H19ZM59 247V248H57ZM62 247V248H60ZM77 247H80L77 248ZM82 247V249H81ZM114 247V248H113ZM144 247V248H143ZM147 249H146V248ZM160 247V248H159ZM171 247V248H170ZM186 247V248H185ZM197 247V248H196ZM102 248V249H101ZM190 248H193L192 250ZM215 248V249H214ZM221 248V249H219ZM56 249H59L56 250ZM139 249V251L137 250ZM143 249V250H142ZM172 249V250H171ZM174 249V250H173ZM191 252H190V250ZM196 249V250H195ZM202 249V250H201ZM217 249V250H216ZM224 249V250H223ZM52 250V251H51ZM62 250V251H61ZM78 252V251H80ZM87 250V252H86ZM94 250V251H93ZM100 250V251H99ZM112 250V251H111ZM115 250V251H113ZM150 250L151 252H147ZM153 250V252H152ZM201 250V251H200ZM206 250V251H205ZM223 250V251H221ZM6 251V252H5ZM17 251V252H16ZM23 251V253H21ZM56 251V252H55ZM170 251V252H169ZM182 251V253H180ZM189 251V252H188ZM203 251V252H202ZM16 252V253H15ZM50 252V253H49ZM52 252V253H51ZM62 256L65 255V256ZM85 252V253H84ZM99 252V253H98ZM114 252V253H113ZM139 252V253H138ZM142 252V253H141ZM162 252V253H161ZM175 252V253H174ZM194 252V253H193ZM207 252V253H206ZM12 253V254H11ZM62 253V254H61ZM97 253V254H96ZM179 253V254H177ZM186 256H185V254ZM192 255H191V254ZM223 255H222V254ZM23 254V255H21ZM49 254V255H48ZM56 254V255H55ZM58 254V255H57ZM70 257L68 258L66 256ZM79 254V256H77ZM83 254V255H82ZM132 254V255H131ZM139 254V255H138ZM173 256H172V255ZM190 254V255H188ZM214 254V255H212ZM217 254V255H216ZM20 255V256H18ZM26 255V256H24ZM54 255V256H53ZM93 255V256H92ZM104 255L106 256L104 258ZM110 255V256H109ZM197 255V256H196ZM212 255V256H211ZM221 257H220V256ZM41 256V257H40ZM43 256V257H42ZM61 257V258H58ZM72 256V257H71ZM90 256V257H89ZM113 258H112V257ZM138 256V257H137ZM141 256V257H140ZM162 256V257H161ZM217 256V257H216ZM225 256V257H223ZM27 257V258H26ZM46 257V258H45ZM57 257V258H56ZM67 257V258H66ZM74 257V259H73ZM83 257V258H82ZM94 257V258H93ZM97 257V258H96ZM101 260H100V258ZM165 257V258H164ZM168 257V258H167ZM215 257V258H214ZM2 258V259H1ZM42 258V259H41ZM49 258L51 261H49ZM56 258V259H53ZM109 260H108V259ZM131 261H130V259ZM146 258V259H145ZM150 258V259H149ZM209 258V259H208ZM211 258V260H210ZM48 262H47V260ZM64 261H62V260ZM72 259V260H71ZM77 259V260H76ZM91 259V260H90ZM94 259V260H93ZM142 259V260H141ZM164 259V261H163ZM179 259V260H178ZM181 259V260H180ZM186 259V260H185ZM225 259V260H224ZM5 260V263L3 262ZM62 262H60V261ZM70 260V261H69ZM103 260V261H102ZM105 260V261H104ZM108 260V262H106ZM141 260V261H140ZM157 260V261H156ZM161 262H160V261ZM209 260V261H208ZM222 260V261H221ZM240 260V261H239ZM38 261V262H36ZM55 261V263H54ZM72 261V262H71ZM90 261V262H88ZM95 261V263L93 262ZM147 261V262H146ZM175 261V262H174ZM211 261V262H210ZM239 263H238V262ZM249 261V262H248ZM8 262V263H7ZM14 262V263H13ZM80 262V263H79ZM87 262V263H85ZM93 262V263H92ZM179 262V263H178ZM186 262V263H182ZM246 262V263H245ZM56 263V264H58Z\"/></svg>",
    "mask_w": 264,
    "mask_h": 264
},
{
    "label": "bare ground",
    "instance_id": "2",
    "mask_svg": "<svg viewBox=\"0 0 264 264\" xmlns=\"http://www.w3.org/2000/svg\"><path fill=\"white\" fill-rule=\"evenodd\" d=\"M11 0H0V45L2 46V45H5V47H6V45H8L9 44V42H8V40H10V39H16V37H24V36H26V35H24L22 32L25 30L26 31V33L27 34H30L31 33V35H32V33H34L33 31H36V30H38V24H37V20L38 19H40L41 20V23H42V21H45V23L47 24V25H50L51 24V26H52V24L57 20L58 22H61V23H65V22H67V19H68V15L67 14H69L68 13V11H69V6H70V2H72L71 0H27L26 1V3H25V5L24 6H22L21 7V5H19L18 4V6H15V4L14 3H12V2H10ZM16 1V0H15ZM115 1V0H114ZM126 1V0H125ZM124 1V2H125ZM146 1V0H145ZM156 1V0H155ZM158 1V0H157ZM167 1V4H168V9H169V12L171 11V10H173V9H177V10H180L181 12H186L187 14H189V13H193L194 11H196V0H166ZM208 1V0H207ZM20 2V1H19ZM18 2V3H19ZM77 2V1H76ZM75 2V3H76ZM78 2H79V0H78ZM84 2V1H83ZM102 3H103V1H101ZM124 2L122 3V4H124ZM140 2V1H139ZM160 2V1H159ZM162 2V1H161ZM205 2V1H204ZM222 2V1H221ZM81 3V2H80ZM85 3V2H84ZM146 3V2H145ZM164 3V2H163ZM200 3V2H199ZM224 3V2H223ZM247 3V2H246ZM255 3V2H254ZM73 4H74V2H73ZM77 4V3H76ZM75 4V5H76ZM82 4V3H81ZM86 4V3H85ZM121 4V5H122ZM127 4V3H126ZM140 4V3H139ZM155 4V3H154ZM157 4V3H156ZM159 4V3H158ZM208 4H209V9H212L214 12H216L217 10H218V0H209L208 1ZM253 4V3H252ZM256 4V3H255ZM83 5V4H82ZM87 5H89V7H88V11H89V9H93V15L95 16V15H97L98 14V12H99V6H101L100 5V0H90V4L88 3ZM91 5V6H90ZM141 5V4H140ZM151 5H152V3H151ZM164 5V4H163ZM162 5V6H163ZM71 6H72V4H71ZM81 6V5H80ZM148 6V5H147ZM161 6V7H162ZM165 6V5H164ZM227 6H232L231 5V3L228 1V3L226 2L225 3V7L226 8H228ZM255 6V5H254ZM76 7V6H75ZM74 7V9H76ZM104 7V6H103ZM110 7V6H109ZM114 7V6H113ZM126 7V6H125ZM150 7V6H149ZM263 7H264V0H263ZM80 8L81 7H79V9L78 10H80ZM84 8V7H83ZM101 8V7H100ZM144 8H147V7H144ZM153 8V7H152ZM156 8H157V6H156ZM245 8V7H244ZM251 8V7H250ZM86 10H87V7L85 8ZM111 9V8H110ZM113 9V8H112ZM138 9H140L139 7H138ZM159 9H160V7H159ZM247 9H248V7H247ZM254 9V8H253ZM72 10V9H71ZM127 10V9H126ZM135 10H137V9H135ZM151 10V9H150ZM203 10V9H202ZM249 10V9H248ZM82 11H83V9H82ZM87 11V12H88ZM128 11V10H127ZM147 11V10H146ZM79 12V11H78ZM86 12V13H87ZM110 12V11H109ZM137 12V11H136ZM135 12V13H136ZM151 12H152V10H151ZM208 12V11H207ZM242 12V11H241ZM80 13V12H79ZM81 13H83V12H81ZM101 13V12H100ZM103 13V12H102ZM111 13V12H110ZM160 13V12H159ZM176 12H174V14H175ZM217 13H218V11H217ZM216 13V14H217ZM223 13V12H222ZM228 13V12H227ZM246 13V12H245ZM76 15H77V13H75ZM74 14V15H75ZM89 14V13H88ZM108 14V13H107ZM137 14V13H136ZM138 14H139V11H138ZM166 14V13H165ZM172 14H173V11H172ZM172 14L169 16V18L172 16ZM195 14V13H194ZM202 14V13H201ZM238 14V13H237ZM71 15H73V14H71ZM70 15V16H71ZM75 15V16H76ZM109 15V14H108ZM131 15V14H130ZM176 15V14H175ZM174 15V16H175ZM190 15H192V14H190ZM196 15V14H195ZM214 15V14H213ZM228 15V14H227ZM83 15H80V17H82ZM87 16V15H86ZM132 16V15H131ZM138 16V15H137ZM167 16V15H166ZM183 16H185V15H183ZM194 16V15H193ZM203 16V15H202ZM202 16H200V17H202ZM215 16V15H214ZM223 16V15H222ZM59 17V18H58ZM110 17V16H109ZM108 17V18H109ZM135 17H136V15H135ZM238 17V16H237ZM243 17V16H242ZM250 17V16H249ZM71 18H72V16H71ZM70 18V19H71ZM85 18V17H84ZM87 18V17H86ZM85 18V19H86ZM131 19H132V17H130ZM160 18V17H159ZM172 18V17H171ZM170 18V19H171ZM185 18H187V17H185ZM235 18V21L237 22V18H236V16L234 17ZM233 18V19H234ZM253 18V17H252ZM73 19V18H72ZM71 19V20H72ZM75 19V18H74ZM83 20V22H86V20ZM134 19V18H133ZM167 19V18H166ZM166 19H165V21H166ZM175 19V18H174ZM177 19H178V17H177ZM182 19V18H181ZM190 19V18H189ZM217 19H220V17H217ZM116 20V19H115ZM138 20V19H137ZM136 20V21H137ZM158 20V19H157ZM156 20V21H157ZM180 20V19H179ZM183 20V19H182ZM181 20V21H182ZM259 20V19H258ZM81 21V20H80ZM106 21V20H105ZM117 21V20H116ZM133 21V20H132ZM175 21V20H174ZM200 21V20H199ZM220 21V20H219ZM224 21V20H223ZM222 21V22H223ZM230 21V20H229ZM39 22V21H38ZM134 22V21H133ZM138 22V21H137ZM172 22V21H171ZM190 22V21H189ZM256 22L257 21H255V24L254 25H256ZM40 23V22H39ZM91 23V22H90ZM165 23V22H164ZM163 23V24H164ZM169 23V22H168ZM185 23H188V22H185ZM249 23V22H248ZM258 23V22H257ZM55 24V23H54ZM70 24H71V22H70ZM126 24V23H125ZM131 24V23H130ZM155 24V23H154ZM170 24V23H169ZM189 24V23H188ZM193 24V23H192ZM222 24V23H221ZM259 24V23H258ZM79 25H80V23H79ZM90 25V24H89ZM103 25H104V23H103ZM174 25V24H173ZM179 25V24H178ZM214 25V24H213ZM238 25V24H237ZM54 26V25H53ZM60 25H58V27H59ZM70 26V25H69ZM145 26V25H144ZM157 26V25H156ZM163 26H166V24L165 25H163ZM168 26V25H167ZM189 26V25H188ZM226 26V25H225ZM235 26H236V24H235ZM241 26H242V24H241ZM41 27H42V29H43V26L41 25ZM61 27V26H60ZM75 27H77V26H75ZM82 27V26H81ZM180 27V26H179ZM183 27V26H182ZM213 27V26H212ZM258 27H261L262 29H263V27H262V25H259ZM80 28V27H79ZM123 28V27H122ZM161 28V27H160ZM166 28V27H165ZM170 28V27H169ZM176 28H177V25H176ZM184 28H185V25H184V27H183V32H184ZM187 28V27H186ZM190 30L192 31V27L190 26ZM217 28V27H216ZM234 28V27H233ZM235 28H237V27H235ZM240 28V27H239ZM238 28V29H239ZM255 28V27H254ZM253 28V29H254ZM86 29V28H85ZM127 29V28H126ZM172 29V28H171ZM180 29V28H179ZM209 29V28H208ZM256 30H257V27L255 28ZM254 29V31H256ZM47 30H49V28L47 29ZM57 30V29H56ZM56 30L54 29V31H55V33H57L56 32ZM60 30V29H59ZM63 30V29H62ZM67 30V29H66ZM69 30V29H68ZM75 30V29H74ZM87 30H88V26H87ZM124 31H125V27H124V29H123ZM203 30H205V29H203ZM202 30V31H203ZM39 31H41V30H39ZM43 31V30H42ZM76 31H78V29L76 30ZM75 31V32H76ZM100 31V30H99ZM99 31H98V33H99ZM216 31V30H215ZM224 31V30H223ZM165 32V31H164ZM163 32V34H166V33H164ZM190 32V31H189ZM193 32V31H192ZM204 32V31H203ZM253 32V31H252ZM41 33V32H40ZM65 33V32H64ZM67 33V32H66ZM69 33V32H68ZM72 33V32H71ZM82 33V32H81ZM149 33H150V31H149ZM169 33V32H168ZM200 33V32H199ZM217 33V32H216ZM215 33V34H216ZM237 33V32H236ZM235 33V34H236ZM254 33H257V32H254ZM259 34H260V32H258ZM42 34V33H41ZM40 34V35H41ZM47 34V33H46ZM75 34V33H74ZM104 34V33H103ZM122 34V33H121ZM170 34V33H169ZM173 34H174V32H173ZM180 34V33H179ZM189 34V33H188ZM204 34V33H203ZM211 34V33H210ZM214 34V33H213ZM212 34V35H213ZM229 34H231V33H229ZM237 34H239V33H237ZM244 34V33H243ZM39 35V34H38ZM69 35V34H68ZM142 35V34H141ZM252 35H253V33H252ZM256 35V34H255ZM52 36H53V34H52ZM51 36V37H52ZM55 36V35H54ZM82 36V35H81ZM80 36V37H81ZM162 36H164V35H162ZM161 36V37H162ZM167 36V35H166ZM174 36V35H173ZM182 36V35H181ZM180 36V37H181ZM184 36V35H183ZM204 36V35H203ZM203 36H202V38H203ZM209 36V35H208ZM234 36V35H233ZM260 36V35H259ZM44 37V36H43ZM43 37H42V39H43ZM46 37V36H45ZM85 37V36H84ZM96 37V36H95ZM143 37V36H142ZM156 37V36H155ZM161 37H160V39H161ZM189 37V36H188ZM187 37V38H188ZM201 37V36H200ZM206 37V36H205ZM219 37V36H218ZM229 37H231V35L229 36ZM237 37V36H236ZM235 37V38H236ZM255 37V36H254ZM41 38V37H40ZM166 38V37H165ZM165 38H164V40H165ZM173 38V37H172ZM174 38H175V36H174ZM173 38V39H174ZM183 38V37H182ZM181 38V39H182ZM193 38H195V37H193ZM224 38H226V37H224ZM233 38V37H232ZM243 38H244V35H243ZM247 38V37H246ZM253 38V37H252ZM60 39H61V36H60ZM80 39V38H79ZM81 39H83V37L81 38ZM167 39V38H166ZM168 39H170V37L168 38ZM223 39V38H222ZM255 39V38H254ZM22 40V39H21ZM47 40V39H46ZM69 40V39H68ZM134 40V39H133ZM162 40H163V38H162ZM161 40V41H162ZM176 40V39H175ZM189 40H191V39H189ZM196 40V39H195ZM197 40H198V38H197ZM199 40H202V39H199ZM227 40V39H226ZM238 40V39H237ZM235 41V42H237L238 43V41ZM253 40V39H252ZM258 39L256 38V41H257ZM18 41V40H17ZM40 41V40H39ZM43 41V40H42ZM50 41V40H49ZM56 41H59L58 39H56ZM81 41V40H80ZM172 41V40H171ZM185 41V40H184ZM187 41V40H186ZM193 41V40H192ZM205 41V40H204ZM207 41V40H206ZM212 41H213V39H212ZM225 41V40H224ZM243 41H246V40H243ZM28 42H29V40H28ZM46 42V41H45ZM157 42V41H156ZM164 42H166V41H164ZM167 42H168V40H167ZM166 42V43H167ZM174 42V41H173ZM181 42H183L182 40H181ZM180 42V43H181ZM196 42V41H195ZM199 42V41H198ZM198 42H196V44L198 43ZM231 42H232V39H231ZM242 42V41H241ZM43 43H44V41H43ZM57 43V42H56ZM80 43V42H79ZM78 43V44H79ZM90 43H91V41H90ZM92 43H93V41H92ZM106 43V42H105ZM104 43V44H105ZM140 43V42H139ZM175 43V42H174ZM185 43V42H184ZM200 43H201V41H200ZM256 43V42H255ZM21 44V43H20ZM25 44H27V43H25ZM65 44H66V42H65ZM69 44V43H68ZM86 44H88V43H86ZM183 44V43H182ZM188 44V43H187ZM191 43H189V45H190ZM229 44H230V41H229ZM242 44H244V43H242ZM241 44V45H242ZM251 44H252V42H251ZM14 45H17L16 43L14 44ZM37 45H38V43H37ZM39 45H41V43L39 44ZM50 45V44H49ZM57 45V44H56ZM60 45V44H59ZM143 45V44H142ZM163 45V46H162ZM162 45H160V43L158 44H156V43H154L153 44V46H152V48L150 49V52H147V53H142V54H140V58H141V62H137L138 63V75L137 76H134V75H128V76H120V73H119V71L122 69L121 68V64L118 62L117 64H115L113 67H111L110 69V71L108 72V74L106 75L107 77H104V76H100V75H97L96 73H94V75L96 74V76L95 77H93V79L92 80H90L91 82H89L88 84H81L80 82V84H76V82L74 81V82H72V83H68V84H66V83H64V84H61V87H59V89H55V90H52L53 91V93H52V91H51V93H52V97L50 98V99H48V100H46L45 99V97L44 98H41L40 97V94L38 95L37 93H35V92H33V91H30L29 92V96H28V102H27V109H29V111H31L32 113H33V115H34V117H32V118H35V122L37 123V124H42V125H45V123H48V129L46 130V132L48 131L49 132V134L47 135V137H42V138H37L38 140L36 141V142H31V141H28L27 139L26 140H21V139H19V137L18 136H16V130H12L11 132H10V134H11V136H10V141H8V142H6V140L4 139L5 138V135H3V131L2 130H0V253H1V256L4 258V259H6V260H8V262L10 263V261L11 260H13L12 258H10L11 256L9 255H7L6 256V254H4L3 253V251L4 250H13L14 249V246H18V245H21L20 247L24 250V252H25V254L27 255V257H30V258H32V259H34V260H36L37 258V256L41 253V255H47L46 254V248H42L41 250H40V247H38V243H35L34 241H36V239H35V235L32 233V231L34 230V229H36V227H37V225H38V220H40V216L38 217L37 216V212H38V210L39 211H41V209L42 208H44V207H46V206H52V204H54V205H56V208L55 209H61L62 210V208L64 207L65 208V205H72V206H76V205H79V204H83V195H82V193H80V192H76L77 191V189H74L73 191L72 190H68V188L70 187L69 185H70V183L69 182H71L72 181V177H70L69 175H68V173L67 172H65V171H63L62 169H61V160H63L65 157H64V155H66V154H68V153H70V152H72V150H74L75 151V149H77V151H78V147H80V144H79V146L76 148L75 147V149H74V146H76L75 145V143L74 142H72V140H70V139H68V138H65V137H62L61 135H63L64 133H66V131H68L70 128H71V126H72V124H73V121H75L76 119L77 120H79V121H83V120H85V119H91L94 123V126L92 127V132L93 133H96V134H98L99 135V137L101 138V140L102 141H107L108 143H109V145H115L116 143H119V142H124V144H125V148L127 149V152H129V153H132L133 154V156H134V158H135V163H138L139 161H140V155L138 154V152H137V150H139V148H142V150L143 149H146V152H150V149H151V146H150V142H149V140H151V139H149V135H148V133H147V131L146 132H144L143 130H141V128L139 127V126H137L136 125V123L137 122H140V121H145L146 120V115H151L152 117H159L160 116V114H154L153 112L151 113L150 111H149V108H154V109H157L156 111H164L165 113H166V115H170V114H172L173 112V109H172V106H171V103H170V96H171V94H173V93H175L176 92V90H178L177 88H178V86L177 85H173L172 86V88H170V87H168V85L169 84H165L166 82H164V80H163V76L161 75V73L163 74V71L162 70H164V69H166L167 68V70H170V69H172L174 66H175V68H177V69H180V68H184L186 65H184V61H182L180 58V55H179V53L180 52H178L177 50H176V48H175V46H174V44L172 43V42H170V43H168L166 46H164V43H162ZM181 45V44H180ZM209 45V44H208ZM219 45V44H218ZM217 45V46H218ZM224 45V44H223ZM234 45V44H233ZM237 45V44H236ZM253 45V44H252ZM21 46V45H20ZM24 46V45H23ZM30 46V45H29ZM58 46V45H57ZM68 46V45H67ZM72 46H73V44H72ZM102 46V45H101ZM107 46V45H106ZM108 46H109V44H108ZM125 46V45H124ZM188 46V45H187ZM213 46V45H212ZM211 46V47H212ZM225 46H227V45H225ZM229 46H231V45H229ZM36 47V46H35ZM39 47V46H38ZM42 47V46H41ZM50 47V46H49ZM78 47V46H77ZM228 47V46H227ZM226 47V48H227ZM234 47H235V45H234ZM238 47V46H237ZM20 48V47H19ZM54 48V47H53ZM72 48V47H71ZM76 48V47H75ZM121 48V47H120ZM196 48V47H195ZM194 48V49H195ZM213 48V47H212ZM12 50L11 51H13V49L14 48H11ZM17 49V48H16ZM42 49V48H41ZM66 49V48H65ZM69 49V48H68ZM194 49H192V50H194ZM202 49H204V48H202ZM211 49V48H210ZM216 49V48H215ZM232 50H231V52L232 51H234L233 50V47L231 48ZM243 49H244V47H243ZM27 50H28V48H27ZM31 50H32V48H31ZM50 50V49H49ZM53 50V49H52ZM77 50V49H76ZM115 50H116V48H115ZM134 50V49H133ZM214 50V49H213ZM246 50V49H245ZM21 51H23V49L21 50ZM26 51V50H25ZM46 51V50H45ZM51 51V50H50ZM67 51V50H66ZM122 51H123V48H122ZM149 51V50H148ZM164 51H166V52H170L171 54H172V56H175L174 57V59L175 60H171V62H168L169 60H167V62H166V60H165V57H164V55L165 54H162ZM179 51H180V49H179ZM183 51V50H182ZM196 51H199L198 49H196ZM209 51V50H208ZM222 51H224L223 49H222ZM248 51V50H247ZM17 52V51H16ZM76 52V51H75ZM132 52V51H131ZM134 52H135V50H134ZM207 52V51H206ZM227 52H230V50L229 51H227ZM242 52H243V50H242ZM246 52V51H245ZM250 52V51H249ZM248 52V53H249ZM257 52V51H256ZM26 53V52H25ZM28 53V52H27ZM45 53V52H44ZM51 53V52H50ZM55 53V52H54ZM59 53H60V51H59ZM64 53V52H63ZM85 52H83V54H84ZM115 53V52H114ZM119 53V52H118ZM208 53V52H207ZM237 53V52H236ZM252 53V52H251ZM255 53V52H254ZM260 53H261V51H260ZM2 54L3 53H1V56H2ZM11 54H13V53H11ZM36 54V53H35ZM48 54V53H47ZM103 54V53H102ZM132 54V53H131ZM195 54V53H194ZM210 54V53H209ZM212 54V53H211ZM210 54V55H211ZM213 54H214V51H213ZM212 54V55H213ZM217 54V53H216ZM235 54V53H234ZM243 54V53H242ZM23 56H24V54H22ZM28 55V54H27ZM31 55V54H30ZM49 55V54H48ZM91 55H93L92 53H91ZM129 55V54H128ZM184 55V54H183ZM196 55V54H195ZM229 55H231V54H229ZM259 55V54H258ZM0 56V57H1ZM14 56V55H13ZM25 56H26V54H25ZM34 56V55H33ZM36 56V55H35ZM34 56V57H35ZM40 56H42L41 54H40ZM47 56V55H46ZM57 56V55H56ZM60 56V55H59ZM65 56V55H64ZM90 56V55H89ZM131 56V55H130ZM133 56V55H132ZM169 56V55H168ZM167 56V58H169ZM189 56V55H188ZM198 56H201V55H198ZM223 56V55H222ZM235 56V55H234ZM237 56V55H236ZM264 56V55H263ZM262 56V57H263ZM4 57V56H3ZM22 57V56H21ZM27 57V56H26ZM31 57V56H30ZM50 57V56H49ZM92 57V56H91ZM101 57V56H100ZM111 57V56H110ZM120 57V56H119ZM123 57V56H122ZM196 57V56H195ZM194 57V58H195ZM212 57V56H211ZM226 57H227V54H226ZM245 57V56H244ZM243 57V58H244ZM36 58V57H35ZM35 58H34V60H35ZM40 58V57H39ZM44 58V57H43ZM48 58V57H47ZM80 58V57H79ZM90 58V57H89ZM103 58V57H102ZM102 58H100V60L99 61H101V59ZM139 58V59H140ZM166 58V59H167ZM206 58V57H205ZM232 58V57H231ZM231 58H230V60H231ZM234 58V57H233ZM236 58H238V57H236ZM250 58H251V56H250ZM257 58V57H256ZM30 59V58H29ZM45 59V58H44ZM54 59V58H53ZM60 59V58H59ZM63 59V58H62ZM61 59V60H62ZM108 59V58H107ZM120 59V58H119ZM118 59V60H119ZM122 59V58H121ZM120 59V60H121ZM207 59V58H206ZM209 59V58H208ZM207 59V60H208ZM255 59V58H254ZM262 58H260V60H261ZM33 60V61H34ZM40 60H41V58H40ZM73 60V59H72ZM78 60V59H77ZM90 60V59H89ZM190 60V59H189ZM195 60V59H194ZM219 60V59H218ZM246 60H247V57H246ZM250 60V59H249ZM11 61V60H10ZM60 61V60H59ZM76 61V60H75ZM80 61V60H79ZM108 61V60H107ZM204 61V60H203ZM209 61H211V60H209ZM213 61H214V59H213ZM212 61V62H213ZM226 61V60H225ZM235 61V60H234ZM244 61V60H243ZM13 62V61H12ZM30 62V61H29ZM36 62V61H35ZM34 62V63H35ZM37 62H39V63H42V61H37ZM46 62H48V61H46ZM82 62V61H81ZM87 62V61H86ZM95 62V61H94ZM120 62H122V61H120ZM215 62V61H214ZM236 62H237V60H236ZM238 62H240V60L238 61ZM248 62V61H247ZM56 63H58V61L56 62ZM88 63V62H87ZM104 63V62H103ZM186 63V62H185ZM210 63V62H209ZM208 63V64H209ZM229 63V62H228ZM235 63V62H234ZM234 63H232V65L234 64ZM99 64V63H98ZM204 64H205V62H204ZM225 65H227L226 63H224ZM224 64H222V65H224ZM245 64V63H244ZM259 64V63H258ZM36 65V64H35ZM47 65V64H46ZM51 65V64H50ZM58 65V64H57ZM56 65V66H57ZM73 65H74V63H73ZM85 65V64H84ZM94 64H92V66H93ZM100 65V64H99ZM190 65V64H189ZM211 65V64H210ZM214 65V64H213ZM219 65H220V62H219ZM224 65V66H225ZM33 66V65H32ZM42 65H40L39 67H41ZM55 66V65H54ZM102 66V65H101ZM191 66H192V63H191ZM206 66H208L207 64H206ZM230 66V65H229ZM228 66V67H229ZM237 66V65H236ZM243 66V65H242ZM246 66V65H245ZM255 66V65H254ZM37 67V66H36ZM43 67V66H42ZM57 67H59V65L57 66ZM65 67V66H64ZM68 67V66H67ZM78 67V66H77ZM82 67V66H81ZM96 67V66H95ZM103 67V66H102ZM166 67V68H165ZM210 67V66H209ZM215 67H216V65H215ZM227 67V68H228ZM238 67V66H237ZM244 67V66H243ZM249 68H250V66H248ZM56 68V67H55ZM62 68V67H61ZM74 68V67H73ZM98 68V67H97ZM96 68V70H98ZM189 68V67H188ZM192 67H190V69H191ZM222 68V67H221ZM224 68V67H223ZM236 68V67H235ZM242 68V67H241ZM259 68V67H258ZM257 68V69H258ZM7 69V68H6ZM33 69V68H32ZM57 69V68H56ZM80 69V68H79ZM87 69V68H86ZM194 69V68H193ZM192 69V70H193ZM230 69V68H229ZM248 69V68H247ZM172 70H174V69H172ZM197 70V69H196ZM202 70V69H201ZM209 70H212L211 68L209 69ZM214 70V69H213ZM217 70V69H216ZM221 70V69H220ZM226 69H224L223 71H225ZM249 70V69H248ZM256 70V69H255ZM255 70H254V72H255ZM263 70H264V68H263ZM45 71H46V69H45ZM51 71V70H50ZM62 71V70H61ZM93 71V70H92ZM91 71V72H92ZM183 71V70H182ZM188 71H189V69H188ZM198 71V70H197ZM206 71V70H205ZM236 71V70H235ZM18 72H20V70H18ZM17 72V73H18ZM68 72V71H67ZM66 72V73H67ZM69 72H71V71H69ZM88 72V71H87ZM164 72H165V70H164ZM173 72V71H172ZM178 72H180V71H178ZM186 72V71H185ZM184 72V73H185ZM203 72V71H202ZM209 73L211 72V71H208ZM213 72V71H212ZM226 72H227V70H226ZM239 72V71H238ZM244 72V71H243ZM5 73H8V72H5ZM57 73H58V70H57ZM90 73V72H89ZM170 73V72H169ZM181 73H183V72H181ZM194 73H195V71H194ZM204 73V72H203ZM219 73V72H218ZM221 73V72H220ZM224 73V72H223ZM236 73V72H235ZM51 74V72L49 73V75ZM56 74V73H55ZM62 74V73H61ZM76 74H77V72H76ZM75 74V75H76ZM80 74V73H79ZM99 74H101V73H99ZM167 74V73H166ZM204 74H206V73H204ZM208 74V73H207ZM231 74H232V72H231ZM237 74V73H236ZM243 74V73H242ZM247 74V73H246ZM258 74V73H257ZM4 75H7V74H4ZM9 75V74H8ZM15 75H17L16 73H15ZM25 75V74H24ZM70 75V74H69ZM90 75V74H89ZM88 75V76H89ZM185 75V74H184ZM194 75V74H193ZM214 75H216V74H214ZM220 75V74H219ZM222 75V74H221ZM227 75H228V73H227ZM230 75V74H229ZM233 75V74H232ZM241 75V74H240ZM248 75V74H247ZM252 75H254V73L252 74ZM264 75V74H263ZM30 76V75H29ZM54 76V75H53ZM65 76V75H64ZM67 76V75H66ZM73 76V75H72ZM164 76H166V75H164ZM170 76V75H169ZM172 76H175L174 74L172 75ZM181 75H180V73H179V77H180ZM206 75H204V77H205ZM223 76H225L224 74H223ZM237 76V75H236ZM239 76V75H238ZM251 76V75H250ZM249 76V77H250ZM34 77V76H33ZM52 77V76H51ZM57 77V76H56ZM90 77H92V76H90ZM179 77L177 78V76H176V81L178 82V79H179ZM196 77V76H195ZM194 77V78H195ZM207 77H209V76H207ZM212 77H213V75H212ZM212 77H210V78H212ZM216 77V76H215ZM235 77V76H234ZM241 77V76H240ZM246 77V76H245ZM248 77V78H249ZM1 78H3V77H1ZM18 78V77H17ZM21 78V77H20ZM44 78V77H43ZM63 78V77H62ZM66 78H68V77H66ZM65 78V79H66ZM70 78H72V77H70ZM168 78V77H167ZM181 78V77H180ZM228 78V77H227ZM236 78V77H235ZM252 78V77H251ZM264 78V77H263ZM26 79V78H25ZM27 79H28V77H27ZM76 79H77V77H76ZM166 79V78H165ZM199 79V78H198ZM207 79V78H206ZM209 79V78H208ZM207 79V80H208ZM214 79V78H213ZM212 79V80H213ZM231 79V78H230ZM229 79V80H230ZM250 79V78H249ZM32 80V79H31ZM35 80H36V77H35ZM60 80H62V79H60ZM174 80V79H173ZM173 80H172V82H173ZM194 80V79H193ZM192 80V81H193ZM205 80V79H204ZM255 80V79H254ZM28 81V80H27ZM34 81V80H33ZM38 81V80H37ZM45 81V80H44ZM56 81V80H55ZM88 81V80H87ZM184 81V80H183ZM191 81V82H192ZM206 81V80H205ZM205 81H203V83L205 82ZM225 81V80H224ZM235 81V80H234ZM242 81H243V79H242ZM242 81H240V82H242ZM263 81V80H262ZM22 82H23V80H22ZM25 82V81H24ZM49 82H50V80H49ZM64 82V81H63ZM66 82V81H65ZM70 82V81H69ZM84 82H85V80H84ZM169 82V81H168ZM181 82V81H180ZM201 82V81H200ZM209 82V81H208ZM221 78H218V77H216L215 78V83H214V81H213V84H211L207 89H209V90H211V91H214L215 93H218V92H221V91H219V88H220V86H221ZM227 82V81H226ZM239 82V83H240ZM264 82V81H263ZM35 83H37V82H35ZM43 83H45V82H43ZM54 83V82H53ZM53 83H52V86H53ZM62 83V82H61ZM175 83V82H174ZM179 83V82H178ZM182 83V82H181ZM187 83V82H186ZM210 83H212L211 81H210ZM225 83V82H224ZM243 83V82H242ZM245 83V82H244ZM243 83V84H244ZM248 83V82H247ZM256 83V82H255ZM33 84V83H32ZM172 84V83H171ZM177 84V83H176ZM183 84V83H182ZM200 85H202L201 83H199ZM12 85H14L15 86V84H13L12 83V80L11 79H6V80H2V81H0V91H1V93L4 95V97H11L10 99L12 100L13 99V101L12 102H14L15 104H7V106H6V109L8 110L9 109V112H10V114L13 116V114L14 113H16V112H14L13 111V109H15L16 108V106L18 105V104H16L17 103V99H18V97H17V94L15 93V89L13 88V86ZM27 85V84H26ZM44 85V84H43ZM60 85V84H59ZM184 85V84H183ZM183 85H182V87H183ZM188 84H186V86H187ZM204 85V84H203ZM225 85V84H224ZM230 85V84H229ZM235 85V87H236V83L234 84ZM234 85H232V86H234ZM238 85V84H237ZM33 86V85H32ZM39 86V85H38ZM38 86H36V87H38ZM48 86H49V83H48ZM170 86V85H169ZM180 86H181V84H180ZM208 86V85H207ZM223 86V85H222ZM226 87H227V85H225ZM242 86V85H241ZM249 86H252V84L250 85L249 84ZM34 87H35V85H34ZM204 87V86H203ZM231 87V86H230ZM255 87V86H254ZM253 87V88H254ZM18 88V87H17ZM43 88V87H42ZM61 88V89H60ZM180 88V87H179ZM184 88V87H183ZM198 88H199V85H198ZM200 88H201V86H200ZM222 88V87H221ZM263 88V87H262ZM53 89V88H52ZM181 89V88H180ZM229 89V88H228ZM235 89V88H234ZM247 90H248V88H246ZM250 89H251V87H250ZM44 90V89H43ZM194 90H196V88L194 89ZM198 90H200V89H198ZM208 90V91H209ZM230 90V89H229ZM253 90V89H252ZM183 91V90H182ZM189 91V90H188ZM192 91H193V89H192ZM208 91H207V93H208ZM211 91H209L210 93H211ZM225 91H228V90H225ZM237 91H239V90H237ZM184 92V91H183ZM190 92H191V90H190ZM194 92V91H193ZM196 92V91H195ZM244 92V91H243ZM245 92H247L246 90H245ZM257 92V91H256ZM255 91H254V93H256ZM49 93V92H48ZM141 93H144V95L146 96V102L147 103H145V105L147 104L148 105V107L149 108H143L142 109V112L141 113H139V112H137L138 111V109H139V105H138V103L136 102V103H134L135 101H138L137 99H134V100H132L131 98L132 97H134L133 96V94H137V96L138 95H140V96H142L141 95ZM180 93H182L181 91H180ZM179 93V95H181ZM215 93H214V95H215ZM238 93V92H237ZM240 93V92H239ZM249 93H250V90H249ZM191 94V93H190ZM193 94V93H192ZM205 94H206V92H205ZM204 94V95H205ZM220 94V93H219ZM224 94V93H223ZM229 94H233V93H229ZM257 94V93H256ZM263 94V93H262ZM261 94V95H262ZM42 95V94H41ZM143 95V96H144ZM184 95V94H183ZM194 95V94H193ZM192 95V96H193ZM208 95V94H207ZM246 95V94H245ZM252 95H254L253 94V92L251 93V96ZM2 96V95H1ZM51 96V95H50ZM203 96V95H202ZM231 96V95H230ZM233 96V95H232ZM237 96V95H236ZM239 96V95H238ZM244 96V95H243ZM242 96V97H243ZM248 97L250 96V94L249 95H247ZM246 96V97H247ZM172 98H173V95L171 96ZM181 97V96H180ZM189 97V96H188ZM194 97V96H193ZM196 97V96H195ZM145 98V97H144ZM177 98V97H176ZM183 98V97H182ZM213 98V97H212ZM215 98V97H214ZM213 98V99H214ZM218 98H219V96H218ZM222 98H224V97H222ZM232 98V97H231ZM234 98V97H233ZM254 98V97H253ZM42 99H44V100H42ZM138 99H141L140 97L138 98ZM169 99V100H168ZM195 99V98H194ZM197 99V98H196ZM195 99V100H196ZM243 99V98H242ZM242 99H241V101H242ZM247 99V98H246ZM21 100V99H20ZM25 100H26V98H25ZM178 100V99H177ZM190 100V99H189ZM195 100H194V102H195ZM214 100H216V98L214 99ZM219 100V99H218ZM223 100V99H222ZM248 100H250V109L249 110H247V111H249L248 112V114L251 116V117H253V115L256 113L255 111H256V108L257 107H259L258 106V104H257V102H256V99H252V97H251V99L249 98ZM259 101H260V99H258ZM262 100L264 101V99L262 98ZM197 101V100H196ZM201 101V100H200ZM244 101H246V100H243L242 102L244 103ZM25 102V101H24ZM180 102V101H179ZM178 102V103H179ZM208 102H211V104H213L212 103V100H209V101H205L204 102V109L205 108H207L206 106L208 105ZM248 102V101H247ZM181 103V102H180ZM198 103H200V102H198ZM203 103V102H202ZM225 102H223V104H224ZM228 103V102H227ZM226 103V104H227ZM237 103H239L240 104V102H238L237 101ZM177 104V103H176ZM193 104V103H192ZM229 104H230V102H229ZM245 104H247L246 102H245ZM263 104V103H262ZM261 104V105H262ZM15 107H14V106ZM20 105H21V103H20ZM146 105V106H147ZM180 105V104H179ZM191 105V104H190ZM216 105V104H215ZM232 105V104H231ZM247 105H249V104H247ZM260 105V104H259ZM24 106V105H23ZM177 106H178V104H177ZM196 106H197V104H196ZM195 106V107H196ZM200 106V105H199ZM222 106V105H221ZM244 106V105H243ZM179 107V106H178ZM218 105H217V109H218ZM223 107H225L224 105H223ZM261 107V106H260ZM18 108V107H17ZM22 108V107H21ZM188 108H190V107H188ZM188 108H186V112H187V109ZM197 108H199V107H197ZM196 108V109H197ZM208 108H210V107H208ZM219 108H222V107H219ZM229 108V107H228ZM230 108H232L233 109V106L232 107H230ZM242 108V107H241ZM247 108V107H246ZM19 109V108H18ZM25 109V108H24ZM153 109V110H154ZM171 109H172V111H171ZM180 109V108H179ZM200 109V108H199ZM214 109H216L215 107H214ZM223 109V108H222ZM237 109H238V107H237ZM244 109H245V107H244ZM182 110V109H181ZM201 110V109H200ZM203 110V109H202ZM220 110V109H219ZM218 110V111H219ZM226 110H227V108H226ZM180 111V110H179ZM217 111V110H216ZM237 111V110H236ZM244 111L245 112H247L246 111V109L245 110H243V112L241 113V114H243L244 113ZM14 112V113H13ZM181 112V111H180ZM183 112V111H182ZM191 112V111H190ZM202 112V111H201ZM209 112H210V110H209ZM258 112V111H257ZM1 113V112H0ZM31 113V114H32ZM207 113V112H206ZM212 113V112H211ZM224 113V112H223ZM264 113V112H263ZM19 114V113H18ZM180 114V113H179ZM184 114V113H183ZM197 114H198V112H197ZM200 114H203V113H200ZM218 114H219V112H218ZM227 114V113H226ZM231 114V113H230ZM229 114V115H230ZM232 114H233V112H232ZM232 114H231V116H232ZM220 115V114H219ZM239 115V114H238ZM244 115V114H243ZM247 115V114H246ZM249 115L247 116V117H249ZM259 115H261V113L259 114ZM6 116V115H5ZM4 116V117H5ZM8 116V115H7ZM170 116H172V115H170ZM200 116V115H199ZM207 116H209V115H207ZM215 116H216V113H215ZM214 116V118H216ZM225 116H227V115H225ZM235 116V115H234ZM264 116V115H263ZM1 117V116H0ZM29 117V116H28ZM182 117V116H181ZM195 117V116H194ZM196 117H198V116H196ZM251 117L249 118V120L251 119ZM256 117V116H255ZM254 117V118H255ZM7 118V117H6ZM173 118V117H172ZM191 118H192V116H191ZM202 118V117H201ZM201 118H198V119H201ZM204 118V117H203ZM235 118V117H234ZM244 118V117H243ZM258 119H260L259 118V116L257 117ZM256 118V119H257ZM263 118V117H262ZM261 118V119H262ZM5 119V118H4ZM22 119V118H21ZM164 119V118H163ZM195 119V118H194ZM225 119V118H224ZM224 119L222 118V120H223V123H224ZM230 119V118H229ZM233 119V118H232ZM231 119V120H232ZM247 119V118H246ZM31 120V119H30ZM149 120V119H148ZM151 120V119H150ZM171 120V119H170ZM191 120V119H190ZM193 120V119H192ZM230 120V121H231ZM248 120V121H249ZM253 120H255V119H253ZM263 120V119H262ZM9 121V120H8ZM20 121V120H19ZM155 121V120H154ZM160 121V120H159ZM179 121H180V118H179ZM188 121V120H187ZM186 121V122H187ZM199 121V120H198ZM204 121V120H203ZM236 121V120H235ZM234 121V122H235ZM239 121V120H238ZM237 121V122H238ZM257 121V120H256ZM5 122V121H4ZM10 122V121H9ZM76 122V121H75ZM74 122V123H75ZM161 122V121H160ZM159 122V123H160ZM193 122V121H192ZM220 122V121H219ZM232 122V121H231ZM231 122H229L230 124H231ZM233 122V123H234ZM247 122V121H246ZM253 122V121H252ZM261 122H263V121H261ZM261 122H260V124H261ZM10 123H12V121L10 122ZM147 123V122H146ZM149 124H150V122H148ZM156 123V122H155ZM154 123V124H155ZM184 123V122H183ZM199 123V122H198ZM203 123V122H202ZM226 123V122H225ZM236 123V122H235ZM254 123V122H253ZM252 123V124H253ZM141 124V123H140ZM192 124V123H191ZM215 124V123H214ZM240 124H242V123H240ZM245 124V123H244ZM247 124H249V123H247ZM5 125H6V122H5ZM20 125V124H19ZM27 125V124H26ZM151 125V124H150ZM157 125H158V123H157ZM164 125V124H163ZM177 125H178V122H177ZM184 125V124H183ZM186 125V124H185ZM185 125H184V127H185ZM201 125V124H200ZM199 125V126H200ZM207 125V124H206ZM213 125V124H212ZM221 125V124H220ZM254 125V124H253ZM258 125V124H257ZM263 124H261V126H262ZM1 126V125H0ZM3 126V125H2ZM7 126H8V123H7ZM10 126H12V124L10 125ZM21 126H22V124H21ZM210 126V125H209ZM219 126V125H218ZM217 126V127H218ZM226 126V125H225ZM232 126H234L233 124H232ZM239 126V125H238ZM241 126V125H240ZM247 126V125H246ZM246 126H245V128H246ZM252 126V125H251ZM258 126H260V125H258ZM6 127V126H5ZM23 128H24V126H22ZM35 127V126H34ZM40 127V126H39ZM161 127H162V125H161ZM182 127V126H181ZM187 127H190V126H187ZM202 127V126H201ZM201 127H199V128H201ZM213 127V126H212ZM214 127H216V126H214ZM236 127V126H235ZM1 128H3V127H1ZM12 128V127H11ZM14 128V127H13ZM86 128V127H85ZM151 128V127H150ZM206 128V127H205ZM219 128V127H218ZM221 128V127H220ZM230 128V127H229ZM252 128V127H251ZM255 128V127H254ZM28 129V128H27ZM146 129H148V127L146 128ZM157 129V128H156ZM188 129V128H187ZM208 129V128H207ZM215 129V128H214ZM214 129H212V131L214 130ZM232 129H233V127H232ZM248 129L250 130V128L248 127ZM5 130H7V129H5ZM4 130V131H5ZM153 130V129H152ZM162 130V129H161ZM189 130V129H188ZM188 130H186V131H188ZM194 130V129H193ZM197 130V129H196ZM242 130H244L243 128H242ZM241 130V131H242ZM252 130V129H251ZM250 130V131H251ZM255 130V129H254ZM253 130V131H254ZM41 131V130H40ZM82 131V130H81ZM90 131V130H89ZM88 131V132H89ZM198 131V130H197ZM212 131H210V132H212ZM233 131V130H232ZM235 131V130H234ZM250 131H248V132H250ZM252 131V132H253ZM257 131V130H256ZM45 132V133H46ZM161 132V131H160ZM171 132H172V130H171ZM179 132V131H178ZM184 132V131H183ZM189 132V131H188ZM215 132V131H214ZM219 132V131H218ZM217 132V133H218ZM243 133H244V131H242ZM246 132V131H245ZM255 132V131H254ZM254 132H253V134H254ZM264 132V131H263ZM19 133V132H18ZM35 133V132H34ZM40 133V132H39ZM83 133V132H82ZM91 133V132H90ZM151 133V132H150ZM186 133V132H185ZM200 133V132H199ZM199 133H198V135H199ZM233 133V132H232ZM238 133H241V132H238ZM259 133V132H258ZM257 133V134H258ZM262 132H260L259 134H261ZM92 134V133H91ZM188 134V133H187ZM219 134V133H218ZM245 134V133H244ZM256 134V133H255ZM256 134V135H257ZM264 134V133H263ZM76 135V134H75ZM158 135V134H157ZM190 135V134H189ZM212 135V134H211ZM217 135V134H216ZM233 135H234V133H233ZM16 136V137H15ZM19 136H21V135H19ZM80 136V135H79ZM181 136V135H180ZM197 136V135H196ZM220 136V135H219ZM241 136V135H240ZM248 136V135H247ZM255 136V135H254ZM253 136V137H254ZM258 136V135H257ZM264 136V135H263ZM24 137H26V135L24 136ZM39 137V136H38ZM87 137V136H86ZM99 137H98V139H99ZM155 137V136H154ZM179 137V136H178ZM186 137H189V136H186ZM194 137V136H193ZM228 137V136H227ZM256 137V136H255ZM26 138H28V136L26 137ZM31 138V137H30ZM77 138H79L78 136H77ZM83 138V137H82ZM85 138V137H84ZM95 138V137H94ZM153 138V137H152ZM156 138H157V136H156ZM201 139H202V137H200ZM230 138V137H229ZM244 138V137H243ZM243 138H242V141H243ZM257 138V137H256ZM258 138H260V137H258ZM216 139H217V137H216ZM226 139H228V138H226ZM225 139V140H226ZM239 139V138H238ZM245 139V141H246V139H247V137L246 138H244ZM250 139V138H249ZM264 139V138H263ZM34 140V139H33ZM88 140H89V138H88ZM91 140H93V139H91ZM90 140V141H91ZM212 140V139H211ZM215 140V139H214ZM213 140V141H214ZM220 140V139H219ZM223 140V139H222ZM229 140H233V139H229ZM80 141V140H79ZM81 141H83V140H81ZM101 141V142H102ZM156 141H158V140H156ZM193 141V140H192ZM207 141V140H206ZM227 141V140H226ZM236 141V140H235ZM235 141H234V144H236L235 143ZM240 141V140H239ZM248 141V140H247ZM253 141V140H252ZM258 141H260V140H258ZM84 142V141H83ZM165 142H166V140H165ZM186 142V141H185ZM184 142V143H185ZM197 142V141H196ZM229 142V141H228ZM227 142V143H228ZM255 142H257V141H255ZM254 142V143H255ZM261 142V141H260ZM260 142H259V144H260ZM100 143V142H99ZM187 143H188V141H187ZM204 143V142H203ZM219 143V142H218ZM218 143H215V144H218ZM221 143V142H220ZM84 144V143H83ZM82 144V145H83ZM91 144V143H90ZM153 144V143H152ZM183 144V143H182ZM207 144V143H206ZM213 144V143H212ZM224 144V143H223ZM229 144V143H228ZM241 144V143H240ZM247 144V143H246ZM245 144V145H246ZM256 144V143H255ZM254 144V145H255ZM85 145V144H84ZM87 145V144H86ZM85 145V146H86ZM99 145H101V144H99ZM103 145V144H102ZM123 145V144H122ZM158 145H160V144H158ZM157 145V146H158ZM166 145V144H165ZM190 145V144H189ZM201 145V144H200ZM230 145V144H229ZM238 145V144H237ZM236 145V146H237ZM252 145V144H251ZM104 146V145H103ZM156 146V145H155ZM187 146V145H186ZM218 146V145H217ZM217 146H215V147H217ZM222 145L220 144V147H221ZM227 146V145H226ZM244 146V145H243ZM248 146V145H247ZM89 147H90V145H89ZM94 147V146H93ZM159 147V146H158ZM166 147V146H165ZM164 147V148H165ZM189 147V146H188ZM191 147V146H190ZM203 147V146H202ZM207 147V146H206ZM229 146H227V148H228ZM241 147H242V145H241ZM245 147V146H244ZM243 147V148H244ZM256 147H258V146H256ZM86 148V147H85ZM153 148V147H152ZM155 148V147H154ZM154 148H153V150H154ZM162 148V147H161ZM167 148V147H166ZM174 148V147H173ZM181 148V147H180ZM185 148V147H184ZM209 148H211V147H209ZM213 148V147H212ZM218 148V147H217ZM226 148V149H227ZM232 148V147H231ZM243 148H241V149H243ZM246 148V147H245ZM262 148V147H261ZM92 149V148H91ZM95 149H96V147H95ZM97 149H98V147H97ZM192 149V148H191ZM219 149V148H218ZM222 149V148H221ZM234 149H236V148H234ZM257 149H259V148H257ZM82 150H84V149H82ZM141 150V151H142ZM152 150V151H153ZM158 150V149H157ZM165 150H167V149H165ZM178 150V149H177ZM199 150V149H198ZM202 150V149H201ZM213 150V149H212ZM211 150V151H212ZM220 150V149H219ZM233 150V149H232ZM237 151H239V149H236ZM244 150V149H243ZM242 150V151H243ZM248 150H250L249 148H248ZM247 150V151H248ZM253 149H251L250 151H252ZM263 150V149H262ZM91 151V150H90ZM140 151V152H141ZM185 151H186V148H185ZM184 151V152H185ZM195 151V150H194ZM210 151V150H209ZM226 151H228V150H226ZM255 151H257V150H255ZM264 151V150H263ZM157 152V151H156ZM155 152V153H156ZM160 152V151H159ZM184 152H182V153H184ZM196 152V151H195ZM198 152V151H197ZM200 152V151H199ZM215 152V151H214ZM235 152V151H234ZM233 152V153H234ZM261 152V151H260ZM95 153V152H94ZM162 153H164V152H162ZM168 153V152H167ZM171 153V152H170ZM205 153V152H204ZM226 153V155H227V152H225ZM231 153H232V151H231ZM231 153H230V155H229V153H228V155L229 156H233V155H231ZM237 152H235V154H236ZM243 153V152H242ZM254 153H256V152H254ZM253 153V154H254ZM264 153V152H263ZM262 153V154H263ZM71 154V153H70ZM69 154V155H70ZM87 154V153H86ZM161 154V153H160ZM181 154V153H180ZM188 154V153H187ZM203 154V153H202ZM201 153H200V155H202ZM207 154V153H206ZM210 154V153H209ZM239 154V153H238ZM244 154H246V153H244ZM100 155V154H99ZM145 155V154H144ZM154 155V154H153ZM152 155V156H153ZM194 155H195V153H194ZM208 155V154H207ZM214 155V154H213ZM221 155V154H220ZM243 155V154H242ZM261 155V154H260ZM68 156V155H67ZM102 156H104V155H102ZM111 156V155H110ZM176 156V155H175ZM179 156V155H178ZM191 156V155H190ZM206 156V155H205ZM209 156V155H208ZM225 156V155H224ZM235 156V155H234ZM254 156V155H253ZM69 157V156H68ZM71 157V156H70ZM95 157V156H94ZM117 157H119V156H117ZM159 157H160V155H159ZM169 156H167V158H168ZM196 157H197V154H196ZM223 157V156H222ZM228 157V156H227ZM226 157V158H227ZM242 157V156H241ZM263 157V156H262ZM85 158V157H84ZM91 158V157H90ZM112 158V157H111ZM110 158V159H111ZM145 158H146V156H145ZM155 158V157H154ZM154 158H150L151 160H153ZM178 158V157H177ZM185 158V157H184ZM204 158V157H203ZM229 158H231V157H229ZM237 158V157H236ZM109 159V160H110ZM175 159H176V157H175ZM188 159V158H187ZM196 159V158H195ZM199 159V158H198ZM222 159V158H221ZM221 159H220V161H221ZM243 159H244V157H243ZM248 159H249V157H248ZM258 159V158H257ZM260 159H261V157H260ZM259 159V160H260ZM65 160V159H64ZM95 160H97V158H95ZM106 160V159H105ZM162 160H163V155H162ZM189 160V159H188ZM187 160V161H188ZM194 160V159H193ZM192 160V161H193ZM224 160V159H223ZM222 160V161H223ZM232 160H233V158H232ZM236 160V159H235ZM68 161V160H67ZM84 161V160H83ZM93 161V160H92ZM99 161V160H98ZM114 161V160H113ZM149 162H150V160H148ZM187 161H183V162H187ZM195 161V160H194ZM193 161V162H194ZM198 161V160H197ZM202 161V160H201ZM204 161H205V159H204ZM221 161V162H222ZM226 161H227V159H226ZM249 161H251V160H249ZM248 161V162H249ZM254 161V160H253ZM261 161V160H260ZM69 162V161H68ZM74 162V161H73ZM77 162V161H76ZM82 162V161H81ZM111 162V161H110ZM168 162V161H167ZM166 162V163H167ZM190 162V161H189ZM221 162H220V164L219 165H221ZM239 162V161H238ZM240 162H241V160H240ZM239 162V163H240ZM252 162V161H251ZM70 163V162H69ZM80 163V162H79ZM100 163V162H99ZM107 163V162H106ZM105 163V164H106ZM169 163V162H168ZM198 163V162H197ZM197 163H196V166H197ZM225 163V162H224ZM227 163H228V161H227ZM230 164H231V162H229ZM242 163V162H241ZM254 163V162H253ZM255 163H256V160H255ZM151 164V163H150ZM162 164H163V162H162ZM208 164V163H207ZM214 164V163H213ZM223 164V163H222ZM236 164V163H235ZM249 164H250V162H249ZM248 164V165H249ZM252 164V163H251ZM64 165H65V163H64ZM114 165V167L116 166L115 164H113ZM144 165V164H143ZM155 165V164H154ZM158 165V164H157ZM161 165V164H160ZM184 165V164H183ZM182 165V166H183ZM188 165V164H187ZM225 165V164H224ZM256 165V164H255ZM106 166V165H105ZM121 166V165H120ZM141 166V165H140ZM152 166V165H151ZM169 166V165H168ZM171 166V165H170ZM178 166V165H177ZM177 166H176V168H177ZM181 166V165H180ZM223 166V165H222ZM233 166V165H232ZM234 166H236V165H234ZM243 166H245V165H243ZM249 166H251V165H249ZM258 166H260V165H258ZM261 166H262V164H261ZM65 167V166H64ZM100 167V166H99ZM150 166H148V169H150L149 168ZM175 167V166H174ZM186 167H188V166H186ZM193 167V166H192ZM201 167V166H200ZM221 167V166H220ZM229 166L227 165V167L226 168H228ZM237 167L238 168H240L238 165H237ZM246 167V166H245ZM80 168V167H79ZM93 168V167H92ZM133 169H134V167H132ZM155 168V167H154ZM180 168V167H179ZM190 168V167H189ZM188 168V169H189ZM198 168V167H197ZM223 168V167H222ZM225 168V167H224ZM225 168V169H226ZM248 168H250V167H248ZM262 168H264L263 166H262ZM261 168V169H262ZM64 169V168H63ZM136 170H137V167L135 168ZM156 169V168H155ZM159 169V168H158ZM192 169V168H191ZM195 168H193V170H194ZM199 169V168H198ZM198 169H196V170H198ZM220 169V168H219ZM237 169V168H236ZM242 169V168H241ZM245 169V168H244ZM247 169V168H246ZM251 169V168H250ZM253 169V168H252ZM65 170V169H64ZM76 170H77V167H76ZM98 170H100V169H98ZM114 170V169H113ZM153 170V169H152ZM162 170H164V169H162ZM203 170V169H202ZM214 170H216V169H214ZM227 170V169H226ZM235 170V169H234ZM255 170V169H254ZM264 170V169H263ZM74 171V170H73ZM104 171H105V169H104ZM107 171H108V169H107ZM123 171V170H122ZM133 171V170H132ZM147 171V170H146ZM156 171V170H155ZM168 171V170H167ZM176 171H179V170H176ZM189 171H191L190 169H189ZM195 171V170H194ZM199 171V170H198ZM197 171V172H198ZM227 171H229L230 172V170H227ZM238 171H241V170H238ZM243 171V170H242ZM247 171V170H246ZM100 172V171H99ZM119 172V171H118ZM138 172H139V170H138ZM166 172V171H165ZM180 172V171H179ZM193 172V171H192ZM200 172H202V171H200ZM222 172H223V170H222ZM243 172H245V170L243 171ZM250 172H251V170H250ZM250 172H249V174H250ZM263 172V171H262ZM75 173V172H74ZM107 173H109V172H107ZM116 173H117V171H116ZM115 173V175H118V174H116ZM121 173V172H120ZM125 173V172H124ZM135 173V172H134ZM164 173V172H163ZM162 173V174H163ZM167 173V172H166ZM175 173V172H174ZM186 173V172H185ZM209 173V172H208ZM211 173V172H210ZM213 173V172H212ZM219 173V172H218ZM220 173H221V171H220ZM225 173V172H224ZM236 173V172H235ZM258 173V172H257ZM261 173V172H260ZM104 174V173H103ZM140 174V173H139ZM144 174V173H143ZM158 174H159V172H158ZM171 174V173H170ZM189 174H190V172H189ZM194 174V173H193ZM202 174V173H201ZM216 174V173H215ZM238 175H239V172L237 173ZM245 174H247V173H245ZM75 175V174H74ZM108 175V174H107ZM121 175V174H120ZM128 175V174H127ZM157 175V174H156ZM176 175V174H175ZM174 175V176H175ZM188 175V174H187ZM199 175V174H198ZM206 175V174H205ZM213 176V178H214V174H212ZM224 175V174H223ZM235 175V174H234ZM233 175V176H234ZM237 175V176H238ZM101 176V175H100ZM104 176H106L105 174H104ZM113 176V175H112ZM129 176H130V174H129ZM138 176V175H137ZM163 176V175H162ZM191 176V175H190ZM207 176V175H206ZM220 176V175H219ZM249 176V175H248ZM248 176L245 178V180L248 178ZM252 176H254V175H252ZM256 176V175H255ZM258 176V175H257ZM102 177V176H101ZM116 177V176H115ZM125 177V176H124ZM136 177V176H135ZM173 177V176H172ZM172 177H170V178H172ZM188 177V176H187ZM195 177V176H194ZM193 177V178H194ZM209 177V176H208ZM216 177H218V176H216ZM222 177V176H221ZM227 177H228V175H227ZM229 177H231V176H229ZM243 177V176H242ZM262 177V176H261ZM263 177H264V175H263ZM262 177V178H263ZM105 178H107V177H105ZM117 178H119V177H117ZM122 178V177H121ZM131 178V177H130ZM183 178V177H182ZM188 178H190V177H188ZM89 179V178H88ZM100 179V178H99ZM103 179V178H102ZM137 179V178H136ZM141 179V178H140ZM151 179V178H150ZM173 179V178H172ZM215 179V178H214ZM222 179V178H221ZM238 179V178H237ZM241 179V178H240ZM257 179V178H256ZM85 180V179H84ZM110 180V179H109ZM114 180V179H113ZM116 180V179H115ZM138 180V179H137ZM183 180H184V178H183ZM196 180V179H195ZM198 180V182H200L199 180H201V179H197ZM203 180V179H202ZM230 180V179H229ZM250 180V179H249ZM248 180V181H249ZM262 180V179H261ZM90 181H91V179H90ZM94 181V180H93ZM156 181H157V179H156ZM176 181V180H175ZM175 181H173V182H175ZM188 181V180H187ZM193 181V180H192ZM221 181V180H220ZM228 181V180H227ZM238 181V180H237ZM241 181V180H240ZM244 181V180H243ZM243 181H241V182H243ZM260 181V180H259ZM73 182V181H72ZM89 182V181H88ZM99 182V181H98ZM112 182H114V181H112ZM128 182V181H127ZM143 182V181H142ZM172 182V181H171ZM189 182V181H188ZM68 183H69V185H68ZM101 183V182H100ZM104 183V182H103ZM115 183V182H114ZM114 183H113V185H114ZM132 183V182H131ZM136 183V182H135ZM138 183V182H137ZM150 183H151V181H150ZM164 183V182H163ZM167 183V182H166ZM203 183V182H202ZM206 183V182H205ZM222 183V182H221ZM230 183V182H229ZM251 183V182H250ZM88 184V183H87ZM108 184V183H107ZM110 184V183H109ZM134 184V183H133ZM192 184V183H191ZM198 184V183H197ZM254 184V183H253ZM258 184V183H257ZM261 184V183H260ZM263 184V183H262ZM75 185V184H74ZM113 185H111V186H113ZM132 185V184H131ZM138 185H139V183H138ZM168 185V184H167ZM171 185H175V183L174 184H171ZM196 185V184H195ZM195 185L194 186H192V187H195ZM207 185V184H206ZM225 185V184H224ZM69 186V187H68ZM72 186L73 185H71V187L70 188H72ZM95 186V185H94ZM96 186H98V188L100 187L99 186V184L98 185H96ZM101 186H103V185H101ZM127 186H128V184H127ZM135 186V184L133 185V187ZM139 186H141V185H139ZM159 186H160V183H159ZM177 186V185H176ZM246 186V185H245ZM126 187V186H125ZM125 187H124V189H125ZM129 187V186H128ZM128 187H126V188H128ZM136 187V186H135ZM168 187V186H167ZM173 187V186H172ZM171 187V188H172ZM224 187V186H223ZM227 187V186H226ZM250 187V186H249ZM69 188V189H70ZM78 188H79V186H78ZM90 188H91V185H90ZM137 188H138V186H137ZM140 188V187H139ZM166 188V187H165ZM169 188V187H168ZM174 188V187H173ZM180 188V187H179ZM199 188V187H198ZM197 188V189H198ZM240 188H241V186H240ZM252 188V187H251ZM250 188V189H251ZM260 188V187H259ZM73 189V188H72ZM88 189V188H87ZM86 189V190H87ZM93 189V188H92ZM97 189V188H96ZM110 189V188H109ZM130 189V188H129ZM142 189V188H141ZM140 189V190H141ZM150 189V188H149ZM191 189V188H190ZM238 189V188H237ZM243 189V188H242ZM241 189V190H242ZM258 189V188H257ZM83 190H85V189H83ZM85 190V191H86ZM99 189H97V191H98ZM123 190V189H122ZM131 190V189H130ZM176 190V189H175ZM213 191L215 190V189H212ZM223 190V189H222ZM256 190V189H255ZM254 190V191H255ZM88 191V190H87ZM116 191V190H115ZM120 191H121V188H120ZM129 191V190H128ZM127 191V192H128ZM172 191V190H171ZM177 191V190H176ZM187 191V190H186ZM193 191V188H192V190H191V192ZM198 191H200V190H198ZM205 191V190H204ZM216 191V190H215ZM242 191H244V189L242 190ZM247 191V190H246ZM84 192V191H83ZM94 192H95V190H94ZM107 192V191H106ZM124 192V191H123ZM137 192V191H136ZM194 192V191H193ZM219 192H221V191H219ZM235 192V191H234ZM240 192V191H239ZM256 192H257V190H256ZM88 193H90L89 191H88ZM103 193V192H102ZM130 193H131V191H130ZM133 193V192H132ZM143 193V192H142ZM180 193V192H179ZM179 193H177V194H179ZM197 193V192H196ZM211 193H212V191H211ZM218 193V192H217ZM244 193V192H243ZM251 194H252V192H250ZM260 193V192H259ZM261 193H262V191H261ZM120 194V193H119ZM145 194V193H144ZM185 194V193H184ZM183 194V195H184ZM191 194V193H190ZM194 194H195V192H194ZM204 194V193H203ZM214 194V193H213ZM213 194H211V195H213ZM223 194V193H222ZM226 194V193H225ZM233 194V192L230 194V195H232ZM248 194V193H247ZM250 194V195H251ZM93 195V194H92ZM113 195H115V194H113ZM125 195V194H124ZM139 195V194H138ZM146 195V194H145ZM172 195V194H171ZM188 195V194H187ZM216 195H218V194H216ZM215 194H214V196H216ZM221 195V194H220ZM228 195V194H227ZM236 195H237V193H236ZM243 195V194H242ZM241 195V196H242ZM249 195V194H248ZM101 196V195H100ZM116 196V195H115ZM141 195H139L138 196V198L140 197ZM142 196H144V195H142ZM142 196H141V198H142ZM167 196V195H166ZM179 196V195H178ZM197 196V195H196ZM226 196V195H225ZM256 196V195H255ZM257 196H258V194H257ZM112 197V196H111ZM126 197V196H125ZM129 197V196H128ZM128 197H127V199H128ZM175 197V196H174ZM184 197V196H183ZM189 197V196H188ZM192 197V196H191ZM209 197V196H208ZM234 197V196H233ZM250 197V196H249ZM254 197V196H253ZM260 197V196H259ZM87 198H89V197H87ZM94 198H95V196H94ZM119 198V197H118ZM137 198V197H136ZM147 198H149L148 196H147ZM160 198H161V196H160ZM171 198V197H170ZM179 198V197H178ZM195 198V197H194ZM205 198V197H204ZM239 198H242V197H239ZM256 198V197H255ZM90 199V198H89ZM114 198H112V200H113ZM119 199H121V198H119ZM118 199V200H119ZM155 199V198H154ZM163 199H165L164 197H163ZM214 199V198H213ZM217 199V198H216ZM226 199V198H225ZM235 199V198H234ZM87 200V199H86ZM92 200V199H91ZM103 200V199H102ZM105 200V199H104ZM110 200V199H109ZM123 200V199H122ZM133 200H134V198H133ZM136 200V199H135ZM153 200V199H152ZM178 200V199H177ZM187 200V199H186ZM191 200H193V199H191ZM203 200V199H202ZM255 200V199H254ZM93 201H94V199H93ZM96 201V200H95ZM98 201V200H97ZM114 201V200H113ZM112 201V202H113ZM168 201V200H167ZM176 201V200H175ZM233 201V200H232ZM238 201H241V200H238ZM85 202H87V201H85ZM100 202V201H99ZM110 202H111V200H110ZM111 202V203H112ZM139 202V201H138ZM178 202V201H177ZM176 202V203H177ZM223 202V201H222ZM253 202V201H252ZM255 202H256V200H255ZM96 204V202H91V204ZM115 203V202H114ZM118 203H120V201L118 202ZM122 203V202H121ZM131 203V202H130ZM140 203V202H139ZM142 203V202H141ZM151 203V202H150ZM154 203V202H153ZM152 203V205H154ZM175 203V202H174ZM176 203H175V205H176ZM183 203V202H182ZM259 203V202H258ZM65 204V205H64ZM89 204V203H88ZM90 204V205H91ZM92 204V205H93ZM123 204V203H122ZM149 204V203H148ZM181 204V203H180ZM244 204V203H243ZM246 204V203H245ZM90 205H88V206H90ZM97 205V204H96ZM100 205H102V204H100ZM106 205V204H105ZM129 205V204H128ZM202 205V204H201ZM99 206V205H98ZM103 206V205H102ZM110 206H111V204H110ZM116 206V205H115ZM124 206V205H123ZM130 206V205H129ZM186 206V205H185ZM185 206H183V207H185ZM188 206V205H187ZM194 206V205H193ZM218 206V205H217ZM55 207V206H54ZM79 207V206H78ZM91 207V206H90ZM96 207V206H95ZM120 207V206H119ZM148 207V206H147ZM166 207H167V205H166ZM201 207H203V206H201ZM256 207V206H255ZM50 208V207H49ZM69 208V207H68ZM89 208V207H88ZM100 208H101V206H100ZM145 208V207H144ZM162 208V207H161ZM192 208V207H191ZM190 207H189V209H191ZM230 208V207H229ZM228 208V209H229ZM54 209V208H53ZM67 209V208H66ZM119 209V208H118ZM122 209H123V207H122ZM121 209V210H122ZM148 209V208H147ZM154 209V208H153ZM156 209V208H155ZM154 209V210H155ZM194 209V208H193ZM219 209V208H218ZM252 209V208H251ZM77 210V209H76ZM82 210V209H81ZM85 210V209H84ZM101 210H102V208H101ZM120 210V209H119ZM166 210H167V208H166ZM170 210V209H169ZM171 210H173V209H171ZM184 210V209H183ZM195 210V209H194ZM217 210V209H216ZM232 210V209H231ZM252 210H254V209H252ZM43 211V210H42ZM47 211V210H46ZM69 211V210H68ZM118 211V210H117ZM138 211V210H137ZM177 211V210H176ZM255 211V210H254ZM76 212V211H75ZM84 212V211H83ZM114 212V211H113ZM133 212V211H132ZM156 212H157V210H156ZM172 212V211H171ZM40 213V212H39ZM46 213V212H45ZM47 213H49V212H47ZM71 213V212H70ZM82 213V212H81ZM107 213V212H106ZM144 213H145V211H144ZM147 213H149V212H147ZM151 213V212H150ZM174 213H175V211H174ZM192 213V212H191ZM194 213V212H193ZM221 213V212H220ZM225 213V212H224ZM241 213H244L243 212V210H242V212ZM241 213H240V215H241ZM247 213V212H246ZM255 213V212H254ZM72 215H73V213H71ZM80 214V213H79ZM120 214H121V212H120ZM188 214V213H187ZM229 214V213H228ZM48 215V214H47ZM59 215H60V212H59ZM90 215H92V214H90ZM102 215V214H101ZM146 215V214H145ZM172 215V214H171ZM177 215L179 216V213H177ZM185 215V214H184ZM239 215V216H240ZM254 215V214H253ZM50 216V215H49ZM49 216H47V217H49ZM100 216V215H99ZM143 216V215H142ZM157 216V215H156ZM177 216V217H178ZM224 216V215H223ZM54 217V216H53ZM52 217V218H53ZM73 216H71V218H72ZM75 217V216H74ZM74 217H73V219H74ZM104 217V216H103ZM129 217H130V215H129ZM128 217V218H129ZM155 217V216H154ZM159 217H160V214H159ZM187 217V216H186ZM189 217V216H188ZM237 217V216H236ZM255 217V216H254ZM42 218V217H41ZM45 218V217H44ZM52 218H48V219H52ZM80 218V217H79ZM136 218V217H135ZM144 218V217H143ZM55 219V218H54ZM60 219V218H59ZM90 219V218H89ZM154 219V218H153ZM160 219H162V218H160ZM188 219V218H187ZM231 219V218H230ZM229 219V220H230ZM233 219V218H232ZM249 219V218H248ZM78 220V219H77ZM83 220V219H82ZM183 219L181 218V221H182ZM259 220V219H258ZM262 220V219H261ZM88 221H90V220H88ZM87 221V223H90V222H88ZM185 221V220H184ZM245 221V220H244ZM36 222H37V224H36ZM40 222V221H39ZM44 222V221H43ZM104 222V221H103ZM143 222V221H142ZM230 222H233L232 220L230 221ZM236 222V221H235ZM238 222V221H237ZM263 222V221H262ZM40 223H42V222H40ZM46 223H48V222H46ZM51 223V222H50ZM49 223V224H50ZM57 223V222H56ZM82 223V222H81ZM86 223V222H85ZM85 223H82V225L84 224L85 225ZM172 223V222H171ZM180 223V222H179ZM197 223V222H196ZM234 223V222H233ZM232 223V224H233ZM241 223V222H240ZM261 223V222H260ZM43 224V223H42ZM54 224V223H53ZM62 224V223H61ZM72 224V223H71ZM119 224V223H118ZM137 224V223H136ZM181 224V223H180ZM179 224V225H180ZM198 224H199V222H198ZM48 225V224H47ZM55 225V224H54ZM79 225V224H78ZM98 225V224H97ZM141 225V224H140ZM200 225V224H199ZM235 225V224H234ZM237 225V224H236ZM257 225V224H256ZM263 225H264V223H263ZM40 226H42V225H40ZM61 226V225H60ZM64 226V225H63ZM65 226H66V224H65ZM71 226V225H70ZM80 226V225H79ZM78 226V227H79ZM134 226H136L135 224H134ZM141 226H143V225H141ZM165 226V225H164ZM181 226V225H180ZM241 226V225H240ZM254 226V225H253ZM252 226V227H253ZM39 227V226H38ZM37 227V228H38ZM50 225H48L47 226V228L45 229V231H47V232H50ZM68 227H69V225H68ZM82 227V226H81ZM80 227V228H81ZM137 227V226H136ZM195 227H196V225H195ZM263 227V226H262ZM40 228V227H39ZM79 228V229H80ZM133 228H135V227H133ZM145 228V227H144ZM165 228V227H164ZM174 228V227H173ZM176 228V227H175ZM197 228V227H196ZM235 228H236V230H238L237 229V226H235ZM242 228V227H241ZM52 229V228H51ZM62 229H64V228H62ZM62 229H61V231H62ZM78 229V230H79ZM86 229V228H85ZM99 229V228H98ZM97 229V230H98ZM146 229V228H145ZM150 229H152V228H150ZM163 229V228H162ZM191 229H192V227H191ZM197 229H200V228H197ZM247 229H249V228H247ZM58 230V229H57ZM56 230V231H57ZM65 230V229H64ZM95 230H96V228H95ZM129 230V229H128ZM131 230V229H130ZM134 230V229H133ZM143 230V229H142ZM163 230H165V229H163ZM240 230V229H239ZM246 230V229H245ZM38 231V230H37ZM59 231V230H58ZM66 231V230H65ZM64 231V232H65ZM68 231V230H67ZM69 231H71V228H70V230ZM148 230H146V232H147ZM152 231V230H151ZM151 231H148V232H151ZM171 231V230H170ZM43 232H44V230H43ZM53 232H55L54 231V229H53ZM94 232V231H93ZM126 232V231H125ZM131 232V231H130ZM136 232V231H135ZM138 232V231H137ZM139 232H140V230H139ZM161 232V231H160ZM175 232V231H174ZM191 232V231H190ZM247 233H248V231H246ZM36 233V232H35ZM41 233V232H40ZM39 233V234H40ZM51 233V232H50ZM56 233V232H55ZM59 233V232H58ZM61 233V232H60ZM63 233V232H62ZM70 233V232H69ZM132 233V232H131ZM142 233V232H141ZM170 233L171 232H169V235H170ZM180 233V232H179ZM192 233H194V232H192ZM205 233H206V231H205ZM205 233H203V234H205ZM45 234V233H44ZM49 234V233H48ZM57 234V233H56ZM135 234V233H134ZM144 234V233H143ZM151 234V233H150ZM157 234V233H156ZM200 234V233H199ZM212 234V233H211ZM64 236L65 235H67V232H66V234H63ZM138 235V234H137ZM165 235V234H164ZM244 235V234H243ZM39 236V235H38ZM43 236V235H42ZM47 236V235H46ZM52 236V235H51ZM96 236H98V235H96ZM100 236V235H99ZM135 236V235H134ZM139 236V235H138ZM145 236V235H144ZM143 236V238H146V237H144ZM156 236H158V235H156ZM172 236H174V234L172 235ZM191 236V235H190ZM193 236H194V234H193ZM204 236H206V235H204ZM256 236V235H255ZM44 237V236H43ZM53 237H55V236H53ZM76 237V236H75ZM142 237V236H141ZM153 237V236H152ZM163 237V236H162ZM182 237V236H181ZM185 237V236H184ZM197 237V236H196ZM214 237V236H213ZM224 237V236H223ZM260 237V235H259V232H258V238ZM37 238V237H36ZM96 238V237H95ZM135 238H137V237H135ZM155 238V237H154ZM194 238V237H193ZM75 239V238H74ZM98 239V238H97ZM97 239H95V240H97ZM147 239V238H146ZM145 239V240H146ZM158 239V238H157ZM211 239V238H210ZM255 239H257L256 237H255ZM40 240H42V238L40 239ZM51 240V239H50ZM91 240V239H90ZM130 240V239H129ZM128 240V241H129ZM152 240H154V239H152ZM162 240V239H161ZM196 240V239H195ZM221 239H219L218 241H220ZM48 242H49V240H47ZM58 241V240H57ZM85 241V240H84ZM83 241V242H84ZM112 241H113V239H112ZM139 242H140V240H138ZM141 241H142V238H141ZM149 241V240H148ZM148 241H145V242H148ZM155 241V240H154ZM160 241V240H159ZM164 241V240H163ZM189 241V240H188ZM191 241V240H190ZM208 241V240H207ZM116 242V241H115ZM136 242V241H135ZM158 242V241H157ZM200 242H201V240H200ZM221 242V241H220ZM42 243V242H41ZM40 243V245H42ZM64 243H66V242H64ZM88 243V242H87ZM114 243V242H113ZM120 243V242H119ZM119 243H117V244H119ZM129 243V242H128ZM143 243V242H142ZM149 243H150V241H149ZM148 243V244H149ZM152 243V242H151ZM166 243V242H165ZM188 243V242H187ZM186 243V244H187ZM213 243H216V242H213ZM218 243V242H217ZM54 244V243H53ZM84 244V243H83ZM115 244V243H114ZM113 244V245H114ZM136 244V243H135ZM134 244V245H135ZM191 244H192V242H191ZM206 244V243H205ZM212 244V243H211ZM88 245V244H87ZM129 245V244H128ZM145 245V244H144ZM147 245V244H146ZM151 245V244H150ZM158 245V244H157ZM161 245V244H160ZM162 245H165V244H162ZM194 245V244H193ZM192 245V246H193ZM204 245V244H203ZM213 245V244H212ZM44 246V245H43ZM84 246V245H83ZM92 246H93V244H92ZM97 246V245H96ZM153 246V245H152ZM152 246H150V247H152ZM172 246V245H171ZM184 246V245H183ZM188 246V245H187ZM207 246V245H206ZM221 246V245H220ZM19 247V248H20ZM88 247V246H87ZM102 247V246H101ZM138 248H141L140 247V245L139 246H137ZM149 247V246H148ZM202 247V246H201ZM223 247V246H222ZM18 248V247H17ZM57 248H59V247H57ZM60 248H62V247H60ZM77 248H79L80 249V247H77ZM114 248V247H113ZM144 248V247H143ZM146 248V247H145ZM160 248V247H159ZM171 248V247H170ZM186 248V247H185ZM197 248V247H196ZM224 248V247H223ZM81 249H82V247H81ZM102 249V248H101ZM117 249H119L118 248V246H117ZM147 249V248H146ZM165 249H167L166 248V245H165ZM191 250L193 249V248H190ZM189 249V250H190ZM215 249V248H214ZM219 249H221V248H219ZM14 250H17V249H14ZM13 250V251H14ZM56 250H58L59 251V249H56ZM138 251H139V249H137ZM143 250V249H142ZM172 250V249H171ZM174 250V249H173ZM191 250H190V252H191ZM196 250V249H195ZM202 250V249H201ZM200 250V251H201ZM217 250V249H216ZM224 250V249H223ZM223 250H221V251H223ZM52 251V250H51ZM62 251V250H61ZM94 251V250H93ZM100 251V250H99ZM112 251V250H111ZM113 251H115V250H113ZM206 251V250H205ZM6 252V251H5ZM17 252V251H16ZM15 252V253H16ZM40 252V253H39ZM56 252V251H55ZM78 252H80V253H82L81 252V250L80 251H78ZM86 252H87V250H86ZM147 252H151L150 250H148ZM152 252H153V250H152ZM170 252V251H169ZM189 252V251H188ZM203 252V251H202ZM21 253H23V251L21 252ZM50 253V252H49ZM52 253V252H51ZM59 253V252H58ZM85 253V252H84ZM99 253V252H98ZM114 253V252H113ZM139 253V252H138ZM142 253V252H141ZM162 253V252H161ZM175 253V252H174ZM180 253H182V251H180ZM192 253V252H191ZM190 253V254H191ZM194 253V252H193ZM207 253V252H206ZM12 254V253H11ZM24 254V253H23ZM23 254H21V255H23ZM62 254V253H61ZM97 254V253H96ZM177 254H179V253H177ZM183 254V253H182ZM185 254V253H184ZM190 254H188V255H190ZM222 254V253H221ZM26 255H24V256H26ZM49 255V254H48ZM56 255V254H55ZM58 255V254H57ZM59 255H60V253H59ZM68 254H66V256H67ZM83 255V254H82ZM132 255V254H131ZM139 255V254H138ZM172 255V254H171ZM180 255V254H179ZM192 255V254H191ZM212 255H214V254H212ZM211 255V256H212ZM217 255V254H216ZM223 255V254H222ZM18 256H20V255H18ZM42 256V257H43ZM54 256V255H53ZM61 256V255H60ZM62 256H65V255H63L62 254ZM61 256V257H62ZM77 256H79V254L77 255ZM93 256V255H92ZM110 256V255H109ZM173 256V255H172ZM185 256H186V254H185ZM197 256V255H196ZM220 256V255H219ZM26 257V258H27ZM41 257V256H40ZM61 257H59L58 256V258H61ZM68 257V256H67ZM66 257V258H67ZM72 257V256H71ZM90 257V256H89ZM106 256L104 255V258H105ZM112 257V256H111ZM138 257V256H137ZM141 257V256H140ZM162 257V256H161ZM217 257V256H216ZM221 257V256H220ZM223 257H225V256H223ZM46 258V257H45ZM57 258V257H56ZM56 258H53V259H56ZM68 258H70V257H68ZM83 258V257H82ZM94 258V257H93ZM97 258V257H96ZM100 258V257H99ZM113 258V257H112ZM165 258V257H164ZM168 258V257H167ZM215 258V257H214ZM2 259V258H1ZM42 259V258H41ZM73 259H74V257H73ZM108 259V258H107ZM130 259V258H129ZM146 259V258H145ZM150 259V258H149ZM209 259V258H208ZM47 260V259H46ZM62 260V259H61ZM64 260V259H63ZM62 260V261H63ZM72 260V259H71ZM75 260V259H74ZM77 260V259H76ZM91 260V259H90ZM94 260V259H93ZM100 260H101V258H100ZM109 260V259H108ZM108 260H106V262H108ZM142 260V259H141ZM140 260V261H141ZM179 260V259H178ZM181 260V259H180ZM186 260V259H185ZM210 260H211V258H210ZM225 260V259H224ZM49 261H51V259L49 258ZM60 261V260H59ZM62 261H60V262H62ZM70 261V260H69ZM103 261V260H102ZM105 261V260H104ZM130 261H131V259H130ZM157 261V260H156ZM160 261V260H159ZM163 261H164V259H163ZM209 261V260H208ZM222 261V260H221ZM240 261V260H239ZM4 263H5V260L3 261ZM7 262V263H8ZM12 262V261H11ZM36 262H38V261H36ZM47 262H48V260H47ZM52 262V261H51ZM64 262V261H63ZM72 262V261H71ZM88 262H90V261H88ZM94 263H95V261H93ZM92 262V263H93ZM147 262V261H146ZM161 262V261H160ZM175 262V261H174ZM211 262V261H210ZM238 262V261H237ZM249 262V261H248ZM2 263V262H1ZM0 263V264H1ZM14 263V262H13ZM16 263V262H15ZM14 263V264H15ZM54 263H55V261H54ZM56 263H58L57 261H56ZM55 263V264H56ZM80 263V262H79ZM85 263H87V262H85ZM127 263H129V261L127 262ZM127 263H125V264H127ZM177 263V262H176ZM175 263V264H176ZM179 263V262H178ZM182 263H186V262H182ZM239 263V262H238ZM246 263V262H245ZM250 263H253V262H250ZM249 263V264H250ZM6 264V263H5ZM20 264V263H19ZM24 264V263H23ZM45 264V263H44ZM48 264H49V262H48ZM59 264V263H58ZM75 264V263H74ZM81 264V263H80ZM82 264H84L83 262H82ZM88 264V263H87ZM97 264V263H96ZM139 264H142L141 262L139 263ZM145 264V263H144ZM154 264H155V262H154ZM161 264V263H160ZM174 264V263H173ZM180 264V263H179ZM200 264V263H199Z\"/></svg>",
    "mask_w": 264,
    "mask_h": 264
}]
</instances>
